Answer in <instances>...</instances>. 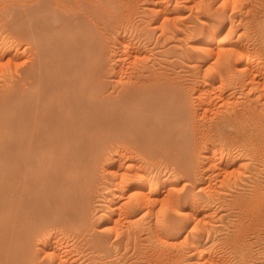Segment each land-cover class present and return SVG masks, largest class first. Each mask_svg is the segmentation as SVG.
<instances>
[{"label":"rangeland","instance_id":"obj_1","mask_svg":"<svg viewBox=\"0 0 264 264\" xmlns=\"http://www.w3.org/2000/svg\"><path fill=\"white\" fill-rule=\"evenodd\" d=\"M12 1H14V0H0V48L2 47L1 49L4 50V53L0 50L3 53L2 54V57L0 56L1 57L0 58V89H1L0 90V96H3L5 94V92L8 91L9 86H11L12 84H14V85L11 88H13V87L16 88V94H18L19 93L18 92V89H20L22 83H25L26 80L31 82V79H26V80H23L22 79L23 78V73L22 72H23L24 67L29 64L28 62L34 56V53L37 52V50H38L39 53H42L41 51H43V53L45 51H46L45 53H49V55L46 54L44 57H45V59H47V60L50 59L51 61L53 59L55 60V58H58V56H60V57L61 56H64L65 59L63 58L64 60L62 59L61 62L62 63L64 62L63 64H65L68 61H70L69 58H70V55L71 54H73V56L77 54L76 51H75V53L74 52L73 53L69 52L70 50L68 51V47H67V49H65L66 51H64V48H63L64 47V44L63 43H65V41H66L65 38L69 35V32H73V34H76V36L74 35V38L76 39V44L78 42V39H80L82 37L85 38V36H87L89 33L95 32L94 33V36H95L94 44H95V47H96V45H97V47H96V49H93V50L91 48H89L88 50H90V51H88V52H89V56H91V63L94 62V64H92V67L94 66L93 69H95L97 67L96 68L97 72L95 73V71H96L95 70L92 73V76L95 78V80H93L92 79V76H91V79H90V81L88 83L89 85L87 86V87H89V89H87V90H90V91H88V94L86 96L87 99L85 101V105L89 103L88 106L87 105L86 106L88 108H90V110H91V108L94 107V111L91 110V113L88 112V114H85V115H86V119H87L86 121L88 123L89 122H93L95 119H97V120L94 121L95 123L97 122V125L94 123L97 127H98V124L102 121L103 124L101 123L100 126L101 125L103 126L105 124L104 125V128L105 127H108V129L105 128V130L107 129L106 131L109 132V133L107 134V132L104 129H102L103 127L100 128V126L98 128H96V131L94 130V138H95L94 143L97 141L98 144H99L98 146L100 148L96 145L97 142L95 144H93V148L92 149L93 150H97L98 149L95 152V154H94V152L92 150V153L94 154V157L96 158V161H95L96 167H94L95 165H93L94 168L92 167L89 172L86 171L87 176L89 174H91V173L94 176L90 175L92 177H85V175H86V173H85V175H84L85 178H82L83 176L82 177H79V179L77 178L78 180H82V181H79L77 184H76V181H78L77 179H75L73 181L74 182L73 183L74 185L72 184L73 185V188L75 187L74 189H76L77 191L74 190L73 188H72L73 189L72 191L75 192V193L77 192L76 194H79V195H76L75 193L71 192V195L70 194H64L63 196H65V197L63 198V196L61 195L62 193H60V195L58 193H54L53 194V192H55L56 190L58 192V189L60 191V188L62 187L61 186L62 185L61 184V180L62 179L61 180L59 179V181L57 179V184L59 183V185L56 184V186H54V188L55 187H57V188L54 189V188H52V186L50 185L49 182L46 183V181H48V180L51 181L50 180L51 176H50L49 173H48V176L47 177L44 176L46 179L45 178L43 179L42 178L43 175L41 174V176H40L42 178L41 179L42 180L41 183H36L35 182V179L36 178L31 179V181L29 182L28 179L32 178L33 175H36V173L34 171H32V170H27L25 172L26 175L23 173L22 175H24V176H19V179H18V177L16 178V176L15 177L12 176L10 178V180L12 178L13 179L10 182L13 183V184H11V185L9 184L10 183L9 182V179L5 175L6 179H8V180H5V183L8 184V185H7V187L5 186L6 187L5 188L4 185L2 184L3 185L2 186L3 188L2 187L0 188L2 190V192L0 191V194L1 193L5 194L7 192L6 194L9 193V194H12V195L13 194H16V193L17 194H27L28 195V193L30 194V192L32 191L31 194H33V195L31 196V202H30L31 204L30 205L33 206V207H35V208L38 206V210L40 209V211H41L40 214H42L41 216L47 217V218L44 217V219L45 220H48V221H46L48 223V226H49V223H51V227H53V228H51V227L48 228V226H47L46 229H48V230L52 229V231H54L55 234H56V232L57 233L60 232V233L57 234L58 239H59L58 240L59 241V244L62 247L64 246V248L68 247L66 249H64V248L63 249L66 250V251L68 250L67 252H68V255L69 256H73L72 257L73 260H70V261H73V264H75V263L78 264L79 262H80L79 264H154L155 262H156L155 264H158V262H159V264H164V263L167 264L166 262H169V264L172 262V264H174L175 261L178 262V263L175 262L176 264H200V263L202 264L203 262L205 263L207 261L206 258H203V256L205 254H206L205 257H207V258H208V256H211L212 254H213V256L215 254L216 255L224 254V256H226L225 259H228L229 258V260H227V262H231V261L234 262V263L231 262V264H235V263L236 264H264V227H263L264 226V210H263L264 209V207H263V205H264L263 202L264 201H262V200H264V198H263V196H264V193H263L264 192L263 191L264 190V134H263L264 133V86H263L264 85V82H263L264 81V17H263L264 16V13H263L264 12V0H227V1L226 0H208V1L207 0H109L108 3H111L110 4L111 6H109V4H107V2L104 3L105 1H101V3L103 2L101 4L100 1L97 0L98 2L96 1L97 2L96 4L100 3V5H101L98 8L99 11L97 10V5L95 6L96 7V11L100 13V14L99 13L97 14L98 16L102 14V12L104 10L103 11H101V10L104 7L106 9L107 5L109 6V7H107V9L110 10L109 13L112 12L111 13L112 15H110V16L107 15L108 17L106 16L108 18L107 19L108 21H105V19H106L105 13L107 14V11L108 10H106V12L105 11L103 12L104 13V15H103L104 16L103 17L104 19L101 18L102 15L99 16V20H98V16L97 15L96 16L94 15V18H92V13H91L92 10H90V5L92 6L95 3H92V4H90V3L92 1L94 2V0H88V1L87 0H81V2H80V0H79V2L77 0L76 1L74 0V2H72V0H70V1L69 0H67V1L66 0H63V1L62 0H58V1H60V7H59V9H62V8H63L62 10H64V9L66 10L67 9V12H68V8L70 7L71 10H69V11L71 12V11L77 10L75 8V7H77L78 10L80 9L79 12L77 13L78 14V18L80 19L81 16H82V18L77 22L76 21L77 19L76 18H73V16L70 15L71 13L68 12V14L70 16L67 14V17H66L67 19H66L65 23L67 21H68V23L71 22L70 23L71 26L68 27L67 29H64L63 30L64 34L65 35L67 34V36H64L63 35V37H65V38L64 39H61V40H59V39L62 38V36L60 38H59V36H60V34H63V33H60L62 30L55 29V32L56 33L58 32L60 34H56L57 36L58 35L59 36L58 37L57 36L54 37L55 36V32H53L54 31V28L51 29V30H53L52 31L53 33L50 30L49 32H46L44 34L38 32V31H36V33H31V34L29 33L30 34L29 36H28L27 33L24 34L25 37H26V40L28 39V37L32 41H34V39L36 37L39 38L40 40H38V41H36L37 39H35V41L37 42V44L34 43V42H31L29 39L28 40L30 42H25L26 40H25L24 35H20V37H19L18 36L19 34L17 32L14 33L15 30L17 31V29L21 25H23V24L26 25V21H27L26 16L23 17L22 14L19 15L20 17L17 16V13L19 14V11H20V10L18 11L17 9H20L21 6H22L21 10L27 8L26 6H23V5H25L27 3L30 4L34 0H18L19 2L17 0H15L16 2H18V3L15 4V5L18 4L17 9H16V7H14V5H12V4L15 3V2H12ZM83 1H85V2H83ZM86 1H87V3L88 2L89 3L86 4ZM106 1H108V0H106ZM62 2L64 4H62ZM67 2H68V4H66ZM76 3H80V4H76ZM103 4L105 6H103ZM161 4H162V6H161ZM74 5H76V6H74ZM82 5H83V8H82ZM19 6H20V8H19ZM100 7L102 9H100ZM111 8H112V10H111ZM88 9L90 10V12H89ZM113 9H114V11H113ZM113 12H115V13H113ZM221 12H222V14H221ZM116 14H117V16H116ZM163 14H165V15H163ZM39 16H41V15L39 14ZM114 16H116V17L114 18ZM125 16H128V17L126 18ZM16 17L18 18L17 19V22H16ZM86 17H87V19H86ZM112 18H114V19H112ZM46 19H47V17H46ZM88 19H91L92 21L90 20L91 21L90 22V21H88ZM48 20L51 22L52 25L53 24L55 25V24L58 23L56 20H54V18H53V20H50V18H48L47 21ZM73 20H74L75 24H74ZM85 20L88 21V22H84ZM80 23H81V25H80ZM87 23L88 24L90 23V24L87 26ZM94 23L95 24L97 23L98 25L97 24L94 25ZM77 24H79L80 27L77 26ZM83 24H85V25L82 26ZM109 24L110 25L112 24V25L110 26ZM71 27L72 28L75 27L73 29L74 31H72V29H70ZM78 27H79V29H78ZM89 27L90 28L93 27V28L90 29ZM211 28L212 29L217 28V29L214 30L215 33L213 31L216 40L215 39L213 40L214 37H210L211 36V33H212V29ZM80 29H81V32H80ZM83 29H85V30H83ZM93 29H94V31H91ZM65 30H66V33H65ZM216 30H217V32H216ZM84 31H85V33H84ZM79 32H80V34H83V35H79ZM49 34H50V36L53 37L54 40H52L51 37H49V38H51L50 40H47L48 38L45 39L43 37L45 35H48L49 36ZM73 34H72V37H71L72 39H74L73 38ZM31 35H33L32 38H31ZM21 36L24 38V40L20 39V38H22ZM70 36L71 35L68 36V38H67L68 40H71ZM97 37H98V39L100 41H98L96 39ZM55 38H57L56 41L59 40L58 43L55 41ZM87 38H88V36H87ZM209 38H212L213 41L210 40ZM43 40L45 41L44 43H45L46 46H44ZM63 40H64V42H63ZM11 41H12V43H11ZM20 41H22V43ZM40 41L42 42V47L44 46V48L42 50H40V48H39V46H41V45H39V44H41ZM49 41H52L53 43L55 41L56 43H54V44L56 46L53 47L52 46V42H49ZM46 42L49 45L50 44L51 45L49 46L48 44H46ZM98 44L100 46H98ZM203 44L206 45V46L202 47ZM216 44H218L217 45V49L219 48V45L220 44H221L220 46L226 48V50H224L223 48H222L223 50H221L220 49L221 47L218 49L219 52L222 51V55L219 53L221 55L220 57H222L223 55L227 56L231 51H233L232 50L233 48L231 49V47H235L236 45H238V47H235L234 49L239 48V47L242 48V49L244 48V50H241V52L244 51L247 54L242 52L243 55L242 54H238L239 56L232 57L233 58L232 61L234 63V65H233V63L231 61V58L229 60H227V61L226 60H222L223 58L225 59V56L222 57V59H220L219 55H217L218 52H215L216 51L215 50L216 49ZM35 45H36L37 48L34 47ZM72 45L73 44H70L71 47H72ZM208 45H210L208 47L210 50L208 48L206 49V47ZM57 46H58V48L60 47V50L57 48ZM211 46H213L212 48L215 47L212 50L214 54L211 51ZM228 47H230V48H228ZM48 48H51V49L48 50ZM204 48H205L206 51L203 50ZM227 48H228V50L231 49V51L229 50L230 52H228ZM13 49H14V51H13ZM44 49H45V51H44ZM15 50H16V54H15ZM207 50H209V51H207ZM247 50L250 51V52H248ZM12 51L14 53H12ZM20 51H21V53H20ZM24 51L26 52L25 55H24ZM49 51L51 52L52 55L50 54ZM59 51L62 54L61 53H57ZM67 51L69 53H67ZM224 51H226L225 54H223ZM96 52L98 54H96ZM90 53H92V54H90ZM248 53H250V54L248 55ZM28 54L30 56H28ZM31 54H33V55H31ZM17 55H18V57H17ZM67 55L69 57H67ZM93 55H95V56H93ZM97 55H98L97 58L98 59L100 58L99 60H97V58H96ZM241 55L242 56H244V55L245 56L246 55L247 56H251V57H249L250 59L252 58L251 61H250L251 64H252V61H254V63L252 64L253 67L250 65V63H249L250 67H248L250 73H252L251 74L252 75V78H250V80L248 82H244V83H243V80L242 79H246V80H248V79L246 77H242V76L239 78L238 77V74H236L237 72H235V68L232 67V66H235V62L237 60L238 61L240 60L239 58H242ZM14 56H16L17 58L15 59ZM27 56L29 58V61H28ZM77 56H79V54H77L76 57ZM254 57L255 58L258 57V58L255 59ZM66 59H68V60L65 61ZM234 59H235V62H234ZM12 60L14 61V63H13ZM95 60H97L96 61L97 62L96 65L97 66L95 65ZM226 62H227V64H226ZM4 63H5V65H4ZM222 63H223V65H222ZM229 64H230V67H228ZM255 64H257L258 67ZM16 65H18V66H16ZM222 66H224V68ZM225 67H226V72L224 71ZM227 67L230 68V69H228ZM251 67H252V69H250ZM254 67H255V69H254ZM232 68H234V69H232ZM227 69L229 71H231L230 72L231 75L234 74L232 77H228V76H231V75L229 74V71ZM248 69H247V71H248ZM257 69H258V72L259 73L257 72ZM254 70H256V71H254ZM9 71H10V73H9ZM253 71H254V73H253ZM261 71H262V73H260ZM94 73H95V76L96 77L93 75ZM217 73L218 74H221V75H218ZM254 74H256V75H254ZM226 75H227L228 79H227ZM251 75L249 77H251ZM152 77L154 78V80H153ZM253 77L255 79H253ZM148 78H150V79H148ZM151 78H152V80H151ZM162 78H164V79H162ZM218 78L220 79V81H223L224 83L223 82L220 83V81H217ZM233 78H235V79H233ZM238 78L241 79V80H238ZM261 78H263V81L261 80ZM229 79H231V80H229ZM146 80H148V81H146ZM161 80H163V81H161ZM246 80H244V81H246ZM254 80H255V82H254ZM155 81H157V83ZM164 81L167 82L166 85L165 84L163 85ZM229 81L232 82V83L230 84ZM251 81H253V83ZM260 81H262V82L260 83ZM151 82H152L153 85L149 86L151 84ZM169 82H171V83H169ZM209 82L211 83V85H209L210 84ZM236 82L237 83H240V84H237ZM5 83L7 85H5ZM93 83L96 84L98 87H95L96 85H93ZM141 83H143V84H141ZM155 83L158 84L159 86L162 84L161 85V88H163V87L164 88L165 87H172V86L173 87L174 86H176V87L178 86V88L179 87L180 88L182 87L181 89L180 88L179 89L180 90H183L184 89L183 92L181 91V93H182L183 96L181 95L179 97L180 99L178 100V102L181 99L182 100L179 103L176 102L177 104L175 103V101H171L170 107H172V104H175L176 108L178 107V108L182 109L181 111H185L186 110V112L190 113L189 114L190 116L189 115L188 116L189 117L193 116L192 118H194L195 115L197 114L196 117L194 118L195 121H194V119L192 120V122L193 121L195 122V124H194V122L192 123V124H194V125H192V128L196 126L197 128L195 127V129H199V130H195V129L192 130V128L190 127V129L192 131V134H190V139H191L192 142L189 145V146L192 147V149L189 148V150L191 149L192 152H193V150L196 151V153L194 151V153H195L194 155H196V157L193 156V155H192L193 157H191V158H194L196 160L192 159L194 161L192 163V160L190 158L191 161L189 160V164L190 163H192V164H190L191 166L189 167V169H186L188 167H186V168H182L180 166L178 167L177 165H179V163L178 162L176 163L177 160L175 159V157H173V159L171 157L172 155H174L175 151H176V156L178 154V152H177L178 151V147L177 146H179V143H178V140H177L178 137L174 141V137H175L174 134H172L170 136L169 134H167V132L164 133V134L163 133H159V135H161L163 138H161V136H159V135H158L159 137L157 136L158 132H157V134L155 133L156 135L154 133L152 135L151 130L150 129H147V127L149 128V126H148V122L146 123V121L148 120L145 117V114L146 113L145 114H141V112L144 113V111H145L143 109H145V102H146V100L148 99V97H150L152 95L151 94L152 88L154 86H157ZM213 83H214V85H216V87H214L215 89L212 87ZM242 83H243L244 86L242 85ZM246 83H247V85H246ZM254 83H256V84H254ZM16 84H18V85L20 84V85L18 86ZM175 84H177V85H175ZM252 84H254V85H252ZM25 85L28 87L29 86V82L28 83L26 82ZM90 85H91V87H90ZM206 85H207V87H205ZM222 85H224L225 87L222 86ZM227 85H229V86H227ZM240 85H241V87H240ZM141 86L143 87V89L141 88ZM144 86L146 87V89H145ZM232 86L233 87L236 86L235 87L236 89L234 90V88H232ZM138 87H140V89H137ZM229 87H230V89H229ZM96 88H98V89H96ZM262 88H263V90H262ZM130 89L135 90V93L136 92L137 93L136 94L132 93L133 90L130 91ZM202 89H204L206 91V92L205 91L203 92L204 95H205L204 97L206 99L203 97V94H202V91L203 90ZM219 89H220V92H219ZM137 90H139L140 92L137 91ZM185 90L187 92H185ZM197 90H198V92H196ZM207 90L210 92L211 95L209 94V92ZM1 91L3 92L2 95H1V93H2ZM93 91H95L96 93L95 92L93 93ZM200 92H201L202 95H200ZM228 92H231V94H228ZM131 93H132V95H131ZM183 93H185V94H183ZM196 93L198 95H200V96H198ZM225 93L228 94V95H226ZM127 94L128 95L130 94V95L128 96ZM140 94H142V96ZM186 94L188 95L187 97H190V96L191 97L190 98H187L186 97ZM95 95H96V97H95ZM169 96H171L173 98L172 95H169ZM206 96H208V98ZM211 96H212V99H211ZM225 96H227V97L225 98ZM125 98H127V99H125ZM90 99H93V100H90ZM97 99H98V101H97ZM134 99H136L137 101L140 100V101H138L139 103L137 102V104H136V102H135ZM185 99H187V101ZM188 99H189V102H188ZM201 99H202V101L203 100L204 101L202 102ZM207 99H210L212 101H209L208 100L207 102H205ZM123 100H124V102H123ZM132 100H134L135 105H131V104H133V101ZM183 100L186 101L188 104L186 102H184ZM92 101H95V102L97 101V102L95 103V102H92ZM99 102H100V104H98ZM196 102H197V104H196ZM118 103L120 105H122V106H120ZM189 103H191L192 105H190ZM198 104H200V105H198ZM90 105L93 106V107H90ZM102 105L103 106L105 105V106L103 107ZM110 105L113 106L112 107L113 109L110 107ZM123 105L125 106V108H124ZM207 105H208V107H210L209 109H208ZM101 106H102L103 110H102ZM135 106H137V107H135ZM186 107L187 108H190V109L188 110ZM109 108H111V109H109ZM178 108H177V110H179ZM108 109H109L110 115L108 113ZM130 109H132V110L129 112ZM133 109H134V111L136 110V113H133L134 112ZM238 109L239 110L242 109V111L243 110L245 111V109H247V110L245 112L244 111L242 112L240 110V112H239ZM100 110H102L103 113L100 112ZM116 110H117V112H116ZM122 110L123 111L125 110V112H123ZM219 110H220V112H219ZM248 110L252 114H250ZM98 111H99V113H98ZM139 111H141V112H139ZM233 111H235L234 113H238L239 112L238 114L248 113V117L249 118L248 117L246 118L245 117L246 114H245V115H243L244 117L242 116V118H240V119H242V120H239L240 122L238 121L236 123H233L232 126H230V125L225 126L224 127L225 129L223 131L224 132L223 135L224 136H230L231 137V136L237 135V133H239V132H240L239 134H241V135L242 134L243 135H245V134L247 135L249 133V134L255 135L254 137H258V141L253 142L254 144L250 143V146L252 145L251 148H249L250 147L249 144H247L246 146H242V145L240 146V144H239V147H238V143H236V142H234L235 144L234 143H231L232 145L230 143L223 144L224 146L223 145L221 146V145L217 144L219 146V148L221 147L220 149L223 152H221V150L218 148V146H216V144H213V146L217 147L220 150V153H222V155L224 154L226 156V158L227 157L228 158L226 159L225 156L223 155L222 159L219 162L221 163V161H223L225 163L222 162L223 163V165H222V164H220L218 162L220 165L223 166V168H221L222 166L220 167V165L218 163H216V165L218 164L217 168L214 167V168H211L209 170H206V168H207V161L210 159V156H212L211 150L213 149V146H211L212 147L211 148L210 147V144H209L211 142L209 140V135L212 133V131H210V130L213 129V126H212L211 123L212 122L213 123H216L221 118L220 115H222V117L224 116V114L227 115L229 113L232 114V115H234L233 114ZM236 111H238V112H236ZM118 112H119V114H118ZM213 112H215V113H213ZM95 113L97 115L99 114L98 117H97V115ZM120 113H121V115H120ZM92 114L93 115L95 114V116L93 117ZM102 114H103V116H102ZM125 114H127V115H125ZM131 114H133V115L135 114L134 115V118H133V115H131ZM249 114L252 116V120H253V121H250V123H248V121L251 118V116ZM111 115H113V117ZM115 115H117L118 117L115 116ZM137 115H140V116H138L139 118L136 117ZM100 116H101L102 120H101V118H99ZM106 116L109 117V118H107ZM142 116H144V117H142ZM197 116H199V117L201 116V117L199 118ZM111 117L113 118L112 120L110 119ZM125 117H126V119H125ZM129 117H130V119H129ZM140 117H142L143 120H140ZM103 118H104V120H103ZM192 118H190V119H192ZM244 118H245V120H246V122L248 124L245 122ZM91 119H92V121H91ZM201 119L204 120V122L207 124L208 127H206V124H203L204 122ZM135 120H137V121H135ZM165 120H164V122L166 123V122H168L170 120V118L167 119L166 121ZM178 120L179 121H175L172 118L170 120V121H172V123L169 124V125L172 126L174 124L172 128H175L177 126H181L182 127V126L185 125V122H184V120L182 118H179ZM200 120H201V122H200ZM205 120H207V121H205ZM111 121L114 123V125H113L114 127L112 126L113 123ZM127 122L130 124V126L127 125L128 124ZM133 122H136L135 124H136V126L138 125L139 128L137 127V129H136V127H134L135 124ZM137 122H138V124H137ZM139 122H141L142 124H140ZM208 122H209V124H211L210 126H209ZM199 123H202V124L200 125ZM245 123H246V125H243ZM143 124H145L144 127H143ZM124 125H126L128 129H126V127ZM203 125H205V126L203 127ZM248 125L250 126V130H249V126ZM255 125H257V126H255ZM131 126L134 127V128H132V132H131V130L129 131V129H131ZM259 126H260V128H259ZM116 127H118V128H116ZM141 127H142V129H141ZM109 128H111V129L114 128L113 130L115 132L114 131H111ZM205 128L206 129H209L208 130L209 133H208L207 130H205ZM240 128L242 129L241 131H240ZM256 128H257V130L259 128V132L260 131L261 132L260 133L258 131L256 132ZM123 129H126L127 132H124L125 130L122 132ZM138 129H141V131L138 130ZM200 129L201 130L204 129V130L200 131ZM235 129L238 130V131L236 132ZM251 129L252 130L254 129V130L252 132H248L247 133V131H251ZM261 129L263 130V132H262ZM103 130L106 133H104ZM117 130H118V133L119 134H122V133L127 134L128 133V135H126L128 137L130 136V134H132L131 136L134 139L132 137L129 138V139H127L128 137H125V135H123V134L121 135L123 137H121L119 134H117ZM226 130H227V132H226ZM98 131H99V133H98ZM195 131H198V132H195ZM254 131L256 133H254ZM95 132H96V134H97V136L99 138H96L95 137ZM101 132L104 133L106 136H108L110 138L108 139V137H106V136L104 137V134H101ZM139 132H141V135L142 136L140 135ZM200 132L203 134V136H205L208 133V135L205 136L208 139L205 138V137H203ZM203 132L205 133V135H204ZM234 132H236V133H234ZM194 133H195V136L197 137L196 139L194 138L195 141L193 139ZM261 133H262L263 137H262ZM100 134L102 135L101 136L102 139L100 138ZM111 134H113V135H111ZM198 134H199V136H198ZM258 134H259V136L260 135L261 136L259 137ZM114 135H116V138H115ZM136 135H138V136H136ZM166 135H168V138H166L167 141H170L172 145L170 143L168 144L165 141L166 140L165 139ZM117 136L119 137L120 141H122V142L120 143V141H116V142H119L116 145L115 140H119L117 138ZM145 136L147 138H145ZM155 136H157V137H155ZM200 136H202V137H200ZM112 137H114V139H112ZM124 137H125L126 140L124 139ZM150 137H151V139H150ZM106 138L109 141L106 140ZM160 138H161V140H160ZM260 139L261 140L263 139V141H261ZM111 140H113L112 142H114V144H115V149H114V144L111 143ZM129 140L131 141V143L129 142ZM133 140L136 141V142H134ZM153 140L155 141V143H157V141H158V144H161L162 143L161 146L162 145L163 146H166V144H167V147L166 148L163 147V146L161 147L160 145L155 144ZM159 140L161 142H159ZM105 141H108L107 142L108 144H106ZM127 141H128V143H127ZM137 141L140 142L139 145H138L139 142H137ZM144 141H146L145 144H144ZM193 141H194V143L199 142V143H197V146H199V144H200L199 147L201 149H199V147H196V148L193 149V147H194ZM205 141L207 143H205ZM99 142H101V144ZM185 142L187 144H189L190 143V140H188V138H187V140H185ZM200 142H202V145H201ZM125 143H127L128 145H126ZM132 143H133V148L130 147V146H132L131 145ZM142 143L144 144L145 147L143 146ZM177 143H178V145H177ZM121 144H125L127 146V148H129L130 151L134 150V152L132 151L133 153L130 152V154H131V156H129L130 158L129 157H125V158L123 157L124 159H122V156L121 155L119 156V154L122 152V151L119 152L121 150V148L123 146L126 148L125 145H121ZM174 144H175V146H174ZM233 144H234V146L236 145L238 148H234ZM102 145H105V146H102ZM108 145H110L109 148H108ZM119 145H121V148L119 147ZM153 145H154V147L152 149V146ZM168 145H170V146H168ZM207 145H209V147H210L211 150L209 149V147L208 148L206 147ZM254 145H255V147H253ZM111 146H112V148H111ZM149 146H150V148H149ZM245 147H246V149H245ZM130 148H132V149H130ZM135 148L136 149L138 148V149L135 151ZM160 148L161 149L163 148L162 149L163 151H161ZM175 148H176V150H174ZM157 149H158V151H157ZM247 149H249V150H247ZM116 150H117V152L115 153ZM141 150H143V151H141ZM150 150H152V151H150ZM166 150L169 153L165 152ZM228 150H229V152H228ZM251 150H253V151L250 152ZM138 151L141 154L143 153L142 154L143 157L141 156V154L138 153ZM160 151L163 152V153H161ZM172 151H174V152H172ZM225 151H226V153H224ZM230 151H231V155H230ZM106 152L108 154H105L104 155L105 158H103L102 155L104 153H106ZM202 152H204V153H202ZM209 152H210V154H209ZM253 152H254V154H253ZM43 153L44 152L42 151L41 154H43ZM156 153H158V154H156ZM132 154H134L135 156L134 155L132 156ZM144 154H146V157L147 158L145 157ZM167 154H171V155L168 156ZM156 155H157V157L159 159L156 157ZM162 155H165V156L163 157ZM219 155H221V154H218L217 156H219ZM100 156H102V157H100ZM112 156H114V157H112ZM115 156H117V157H115ZM138 156H139V159H138ZM152 156H153V158H155V157L156 158L155 159H153V158L150 159V157H152ZM200 156L203 157L202 159L204 161L201 159ZM131 158L134 159L133 160L134 162L132 161ZM135 158H136V160H135ZM140 158H142V159L140 160ZM166 158L168 160H170V161L167 160L169 163L167 161L164 162L166 160ZM171 159H172V161L174 163L171 161ZM99 160H102V161H99ZM120 160L122 161V164L120 163L121 162ZM145 160H146V163H145L146 165L144 164ZM155 160H157L158 163H156ZM174 160H176V161H174ZM228 160H229V162H228ZM135 161H136L137 165L134 164ZM195 161H197L196 164H195ZM100 162H102V163L99 164ZM118 162L120 163V165L123 168L119 165ZM139 162H140V164L142 162L143 164H141V165L142 166L145 165V168L146 169L148 168L149 170L148 169L147 170L150 171V173L152 175H154V173H156L157 174V175L155 174V177L157 176L156 179L158 177H161L163 175L165 178L164 177H161V178L157 179L158 182H159V184L162 185L161 184V181H159L161 179L162 182H167V186H170V189H171V190H169V187H166L165 186L163 190H162V188H161V190L159 189V191L157 193L158 195L157 194L156 195L155 194L153 195V198H155V199L157 198L156 199L157 202L154 203L155 206L153 205V207H149L150 210L152 209V212L153 213L151 211L149 213L148 212L149 211L148 208H147V210L146 209L144 210V207H142V208L141 207L140 208L138 207L134 211L131 210V205H130V207H128L130 202L127 203V201L130 200L132 197L131 198H128V196L130 197V195L127 196V194L125 195V193L126 192H130L131 190L135 189L133 187V183L135 182V179H134L133 176L136 175L135 173L137 171H138V173H140V171H139L138 168H140L142 166L138 165ZM198 162H200L202 164L204 163L203 167H202V164H199ZM226 163L228 164V166H226L227 168L225 167V165H227ZM242 163L244 164L245 167L242 166L243 165ZM125 164L126 165H130L131 164V167L132 166L133 167L130 168V166H129L130 169L129 168H125V167H128ZM153 164H155V165H153ZM115 165H117L121 169H126V170L129 169V171H127V172L130 175L127 174L126 176L123 177V175H121V173H120V172H122V170L120 169V172H119V170L117 169L118 167L115 166ZM167 165H168V167H167ZM192 165H194V166H192ZM157 166H159V167H157ZM236 166H237L238 169L240 168L239 169L240 171L237 168H235ZM115 167H116L117 170L115 169ZM173 167H175L176 169L173 168ZM218 167H219V170L221 169L220 172L218 171ZM169 168H170V170H169ZM181 168H182V170L185 171L186 174L184 173V171L181 170ZM191 168L193 170V173L190 172L191 171ZM114 169H115V171H114ZM163 169H165V170H163ZM198 169H200V170H198ZM223 169H225V170H223ZM161 170L164 171V172H162ZM166 170H168V171H166ZM195 170H197V171L195 172ZM222 170L225 172V174H224V172ZM110 171H111V173L112 172L113 173L114 172H117L118 175L117 176H114L115 174H112L111 175ZM124 171L125 170H123V172ZM134 171H135V173H132ZM158 171L160 172V174H159ZM170 171H171L172 174L173 173L174 174L173 175L172 174H169ZM201 171L202 172H205V173H202ZM188 172H189V174H188ZM197 172H198V174H197ZM213 172L215 173V175L212 174ZM217 172L220 173V174H218ZM59 173L60 172H58L57 174H59ZM175 173H180V174H175ZM200 173H202V174L200 175ZM206 173H208V175H211L212 174L210 176V177L213 176L212 178H210L211 180L209 179V177L207 178L208 175L206 176L205 175ZM233 173H234V175H233ZM14 174H16V173H14ZM14 174H11V175H14ZM195 174L198 175V176L200 175L201 177L200 176L198 177ZM31 175H32V177H30ZM51 175H52V173H51ZM191 175H194V176H191ZM10 176H8V177H10ZM25 176H26L27 183L29 182L28 184L26 183V180L24 181L23 178H22V177L25 178ZM127 176H129L128 177L129 179L126 178ZM170 176H171V178H170ZM122 177H123V179L124 178L126 179V182H125V179H124L122 181V183H121L120 180H122ZM172 177H174V179ZM191 177H194V178H191ZM87 178H88V180H86ZM91 178H92L93 181L91 180ZM118 178H119V180H118ZM195 178H197V179H195ZM17 179H18V181L21 179L20 182H18V183H20L19 186L17 185L18 183L16 182ZM84 179L86 180V182L89 181V182H87L88 184L85 182ZM212 180H213V182L211 183ZM130 181H132V182H130ZM205 181L206 182L208 181L207 183H209L211 186L210 185L206 186L207 183H205ZM14 182L17 183V184H15ZM33 182H35L36 185H34L35 183H33ZM44 182H45V184H44ZM82 182H84V183H82ZM114 182H117V183H115V184H117V185H115L116 188H117L118 184L120 186H121V184H123L124 186L126 185V186L125 187L122 186L123 188L120 187V186H118L119 188L115 189V187L112 186V184H114ZM85 183L87 185H85ZM30 184H31V187H30ZM40 184H41V187H40ZM48 184L53 189V191H50V190L47 189L48 188ZM256 184H258L257 185L258 187L256 186ZM15 185H16V187L18 186L19 189L18 188L15 189V187L12 188V186H15ZM45 185H46V188H45ZM82 185L85 186V187H87L88 191ZM200 185H202V186H200ZM8 186L11 187L12 189L9 188ZM27 186H28V188L26 189L25 187H27ZM58 186H60V188H58ZM78 186H79V188L81 187V189L78 190ZM109 186H112V187H109ZM33 187H34V189H33ZM37 187H40V189L37 188ZM204 187H207V190H206V188L204 189ZM35 188H37L36 189L37 192L35 191ZM107 188H109V190ZM208 188L209 189L212 188L211 191H208L209 190ZM254 188L255 189L257 188V190L255 191ZM13 189H15V190H13ZM28 189H30V191ZM43 189H44V191H43ZM165 189H167V190L164 191ZM5 190H6V192H5ZM12 190L14 191L13 193H12ZM205 190L208 191V192H211L210 195H209L208 192L207 193L204 192ZM251 190H252V192H251ZM15 191H16V193H15ZM20 191H21V193H20ZM27 191H29V192L27 193ZM113 191H114V193H111ZM115 191H117V193ZM133 191H135V190H133ZM259 191H262L263 194L261 192H259ZM47 192L49 193V196L50 197L52 196L50 199L48 198V195H47L48 193ZM189 192H191V195H190ZM35 193H37L36 194V197L34 195ZM42 193H43V196H42ZM51 193L53 195H51ZM72 193H73V195H72ZM118 193L119 194H122V195H118ZM166 193H168V196L169 197L166 196L164 198V196L167 195ZM193 193L195 195H193ZM256 193H258V194L260 193L259 195L261 197L258 195L259 196V198H258ZM55 194H58V195H55ZM111 194H112V196H111ZM238 194H240V196ZM252 194H253V196H252ZM85 195H87V196H85ZM33 196L38 201H35L34 202L35 198ZM56 196H58V197L60 196L63 199V201L60 200V197L59 198L58 197L56 198ZM77 196H79L78 197L79 200L78 199H75ZM110 196L111 197L114 196V197L112 199H110ZM192 196H194V197H192ZM204 196L206 198H204ZM27 197H29V196H27ZM188 197H189L190 200L188 199ZM247 197H249V198H247ZM251 197L252 198L255 197V199H252ZM84 198H85V200H84ZM261 198H262V200H261ZM40 199L47 200L46 201V204H47V207L48 208L46 207V205H44L45 204V201L43 202V200H40ZM80 199H81V201H80ZM89 199H90V201H89ZM124 199H125V201H124ZM162 199L164 201H162ZM193 199H197V200H193ZM206 199L207 200L209 199L208 200L209 202ZM249 199H251V201ZM258 199H260V200H258ZM72 200H75V201H73L74 203L71 204L70 202ZM83 200L84 201H87L88 200L89 203H87L88 201L85 202V205H86L85 206ZM247 200H249L250 202L247 201ZM254 200H256V201H254ZM40 201H41V203H38ZM107 201L109 202V203H107V205L108 204L109 205L112 204L111 207L114 206V205H117V204H119L118 207H120V205H121V207H120L121 208L120 209L121 211L119 210L120 211L119 212V215L117 214L118 213L117 211L119 209V208H117V206H114L115 207V210H117V211L114 212V214L110 215L108 213L107 210H109V207L110 206L109 205L108 206L106 205V202ZM113 201H115L116 204H114ZM201 201H202L203 205L204 204H206V205L202 207ZM237 201H239V204L237 203ZM59 202H60V204H59ZM61 202H62V204H61ZM67 202L70 204L69 205L70 208H73V209H71V211L68 210V207L69 206L67 205ZM163 202H166V203L163 204ZM228 202H229V204H228ZM240 202H241V204H240ZM242 202L245 203V204L243 205ZM261 202L263 203L262 205H261ZM57 203L60 206L57 205ZM63 203H64V205H63ZM77 203H79V204H77ZM125 203H127V206H126ZM247 203H248V205H247ZM48 204H50V205L48 206ZM156 204L157 205H160V206H157ZM236 204H238V205H236ZM250 204L252 205V207H251ZM71 205H72V207H71ZM122 205L125 208L128 207L131 210L130 213H127L126 214V211H125V209H124V207ZM197 205H198V207H196ZM245 205H247L248 207L246 206L247 207L246 208ZM41 206H42V208H41ZM57 206H58V209L59 210L57 209ZM64 206L65 207L67 206V208H65ZM75 206H76V208H75ZM77 206H79V207H77ZM83 206H85L86 209L89 206L91 208V209L88 208L89 213H85V214H87L86 216L84 215L85 217H87L89 215L88 216L89 219H86V221H85L84 216H82L84 213L81 210H84L86 212L85 207L83 209ZM104 206L107 207L108 209L106 210V208ZM207 206L210 207L211 210ZM240 206L242 208H240ZM253 206L256 207V208H254ZM261 206L263 208H259ZM44 207H46L47 209H50L51 211L53 210L52 211L53 213H50L49 212L50 210L48 211ZM111 207H110V209H112V208L114 209V207H112V208ZM154 207H155V209H154ZM192 207H193V209H192ZM199 207H202L201 208L202 210L201 209L199 210ZM62 208L67 209L66 211H64L65 212L64 214H63V212H61V211L64 210ZM104 208H105V210L107 212L106 211H103L104 212L103 213L102 210H104ZM122 208H123V210L125 212L123 214L124 215L126 214L124 218H121V216L123 215L122 214V212H123ZM156 208H158V209L156 210ZM41 209H44V211L45 210L46 211L44 212ZM54 209H55V211H54ZM162 209H164V210H162ZM256 209H257V211H256ZM57 210H58V212L61 213V216L58 214ZM77 210H80L83 214H81V212L80 211H77ZM190 210H191V212H190ZM205 210L209 213V215H207L208 213L205 212ZM238 210L241 211V213H243V214H241L240 212H238ZM194 211H195V213H194ZM78 212H80V215L78 214ZM201 212H202V214L204 213L203 215H205V214L206 215L203 216V217H201V215H202ZM43 213H44V215H43ZM76 213L79 215V217H82V219L83 218L84 219L83 220L81 219L82 220L81 221L80 218L78 217L79 220H80V222H79V220H77L78 218L76 217L77 216ZM190 213L192 215L193 214H195V215L192 216ZM253 213H254V215H253ZM50 214H52V215H50ZM54 214L57 215V217H55ZM62 214H63V217H62ZM187 214H189V215L187 216ZM244 214H246V215H244ZM256 214H257V216H256ZM100 216H102V217H100ZM113 216L115 218H117V217L118 218L120 217V218L118 220L117 219L115 220ZM190 216L193 217V218H191ZM58 217H60L59 220H58ZM65 217H67V219ZM198 217H200L199 220L201 221V223H200V221L198 222V219H197ZM237 217H240V218H237ZM255 217H257V218H255ZM54 218H56V219H54ZM71 218H72V220H71ZM190 218L193 219V220H189ZM202 218L205 221L202 222V220H203ZM236 218L238 219V221H237ZM52 219H53V222L54 223L52 222ZM120 219H122V220H120ZM254 219H255V221H254ZM57 221L59 222V224H61V226L55 225V222H56V224H58ZM88 221H89V224L87 223ZM66 222H67V225H66ZM76 222H78V224ZM115 222L116 223L118 222L117 226L115 225L116 224ZM160 222H163V225L165 226V228H167V230L164 228L165 230L163 229L164 230L163 231L162 230V227H159L162 224ZM238 222H240V223H238ZM245 222L247 224H245ZM139 223H140V225H139ZM164 223H166V224H164ZM193 223L194 224L196 223L195 226H193ZM80 224H82V226ZM157 224L159 225L158 227H157ZM237 224L240 227L241 226H244V225L245 226L244 227H241V228H237V227H239ZM62 225H64L63 228H65V229H66L65 226H67V229L66 230L63 229L62 228ZM72 225H74V226H72ZM86 225H88V226H86ZM196 225L198 227L197 232H196V230H194V228L197 229L196 228ZM203 225L205 226L204 228H203ZM110 226H112V227H110ZM168 226H170L171 228L168 227ZM54 227H56V228H54ZM59 227H60V229H59ZM138 227H140L141 229H139ZM144 227H147V228L144 229ZM250 227L251 228L253 227V228L251 229ZM114 228L117 229V232H116V230ZM118 228H119V230H118ZM159 228H161V229H159ZM173 228H174V230H173ZM189 228H190V230H188ZM191 228H193V229H191ZM113 229H114L115 233H114ZM171 229L174 232L177 231L178 234L177 233L175 234L174 232L169 233V232H171ZM238 229H239V231H238ZM61 230H62V232H61ZM131 230H132L133 234H132ZM156 230H157V233H158L157 237L155 235L156 233L154 234V232H156ZM235 230L237 231V233L235 232ZM126 231H128V232H126ZM135 231H136V233H135ZM159 231H161V232L159 233ZM189 232H190V234H189ZM129 233H130V235H128ZM162 233H163V235H162ZM192 233H194V236L195 237H191L192 236L191 235ZM239 233H242V234L239 235ZM100 234H102V235H100ZM159 234L162 237H160ZM234 234H235V236H234ZM60 235L62 236V240L60 239L61 238ZM97 236H101V237H97ZM147 236H150L151 238H149V237L147 238ZM153 236H154V239L152 238ZM158 236H159V238H161L160 240H159ZM236 236L238 237V240L236 239L238 241V243H236L237 246H239V244L241 243L240 246H239L241 248L238 247V251L237 250L235 251V249H237V246H234L232 244V242H231V241H233L232 238H236ZM102 237L103 238L105 237L104 238L105 240ZM196 237H197V239H195ZM185 238H186V240H185ZM239 238L241 240L240 243H239ZM95 239H97V241ZM147 239H148V241L150 239L151 240L148 242ZM191 239L193 240L192 241L193 243L195 242L197 244L196 245L194 243L196 246L193 245V243H191V241H190ZM229 239H231V241ZM90 240H92V242ZM102 240H103V242H102ZM155 240H157V241H155ZM165 240H166V242H165ZM35 241H37V243L35 242V245H33L34 244L33 243L32 244V247L30 249V251H31L30 252V257H31V260L33 261V262L31 261V263H34V261L36 262V260H37V262H36L37 264H44V263L47 264V262H45V260H46V256L44 255L45 252H44V250H42V248H44V247H42V246L39 247L40 245H42V243H40L41 242V237H38ZM58 241H55V243H53V246L54 245L59 246ZM60 241L62 242V244H61ZM65 241H66V244H64ZM106 241H107V243H105V245H106L105 246L102 243H104ZM222 241H224L225 243L223 244ZM97 243L98 244L100 243L99 246L101 248L104 247V246H105V248L104 249L103 248L102 249L99 248V246H98ZM199 244H200V248L198 247ZM245 244H246V246H245ZM150 245H152V246H150ZM160 245L162 247H160ZM165 245L167 246V248H165L166 247ZM204 245H205V247L207 249H205ZM219 245H221L222 247L219 246ZM227 245L230 248V249L228 248L229 250L227 249V247H228ZM153 246H154L155 250H154ZM155 246H159V247H155ZM201 246H203L204 247L203 249L205 251H208V253L207 252L204 253L203 250L201 251V249H202ZM218 246H219V248H218ZM33 247H34V249H33ZM62 247H60V248H62ZM150 247H152V248H150ZM195 247L198 248V249H200V253L203 256H201V255H200L201 257L198 256L200 253H198L199 250L198 249L196 250ZM212 247H216V248H214V250L217 249L218 251L213 252V250H211ZM106 248H108V249H106ZM158 248H159L160 252H158V250H157ZM242 248H245V249L243 250ZM165 249L166 250L169 249L168 251H169V254H171L170 256H169V254L168 255L163 254L164 252L166 253V250ZM193 249L196 250V253H198L197 255H196V253L194 252ZM239 249H241L242 251L240 250L241 251L240 252ZM70 250L72 251V254L74 253L73 255L69 253V252H71ZM141 250L144 253L140 252ZM161 250H164V251H161ZM149 251H150V253H149ZM151 251L153 253L155 251V253H158V255L155 254V253L154 254L152 253V255L150 256L149 254H151ZM168 251H167V253H168ZM172 251H173L174 254L176 252L178 254L176 253V256H175L172 253ZM227 251L228 252L229 251H232V254H231V252H229L230 253L229 254ZM41 252L42 253L44 252V253L41 254ZM139 252L141 253V255L139 254ZM240 253H242L243 255L240 254ZM161 254L164 255L163 258L166 257V256L168 258H170L171 262H170V260H168L167 257H166L167 258V261L165 260L166 258H164L165 261L162 258H160V257H162ZM237 254H240V256L237 255ZM245 254H246V256H245ZM155 255H157L156 257H158L157 260L155 259L156 258ZM236 255L238 257H236ZM43 257H44V260H43ZM140 257H142L143 259L140 258ZM144 257L147 258V259H144ZM151 257H152V259L155 257L153 259V261H152ZM173 257L175 259V260L173 259L174 261L172 260ZM239 257L240 258L243 257L241 259L242 261H240V258ZM201 258H203L202 259V262H201ZM231 258H233V259H231ZM237 258H238L239 261L237 260ZM148 259L150 260L151 263H149ZM154 260H156V261H154ZM198 260H200V261L197 262ZM146 261H148V263ZM143 262H146V263H143ZM152 262H154V263H152ZM36 263H34V264H36ZM207 264H208V262H207ZM228 264H230V263H228Z\"/></svg>","mask_w":264,"mask_h":264},{"label":"bare ground","instance_id":"obj_2","mask_svg":"<svg viewBox=\"0 0 264 264\" xmlns=\"http://www.w3.org/2000/svg\"><path fill=\"white\" fill-rule=\"evenodd\" d=\"M18 1V0H17ZM63 1V0H62ZM67 1V0H66ZM70 1V0H69ZM76 1V0H75ZM78 2H79V0H77ZM88 1V0H87ZM87 1H86V4H88L87 3ZM97 0H94V2L92 1L90 4H92V3H95V4H93L92 6L94 7H92L91 5H90V10H92V18H94V15L96 16L99 12H97L96 11V5H97V10H98V8H99V6H101L100 5V3H101V1H105L104 3H106L107 2V4H109V6H111L110 4L111 3H108L109 2V0L108 1H106V0H99L100 1V3H98V4H96L97 2H96ZM208 1V0H207ZM206 1V2H207ZM227 1V0H226ZM12 2H15L14 4H12V5H14V7H16V9H17V6H18V4L17 5H15L16 3H18V2H16L15 0L14 1H12ZM22 2V1H21ZM32 2V1H31ZM72 2H74V0H72ZM80 2H81V0H80ZM83 2H85V1H83ZM237 2V1H236ZM11 3V2H10ZM25 3V2H24ZM103 3V2H102ZM101 3V4H102ZM163 3V2H162ZM235 3V2H234ZM62 4H64L63 2H62ZM66 4H68V2L66 3ZM72 4V3H71ZM75 4V3H74ZM76 4H80V3H76ZM106 4V5H107ZM85 5V4H84ZM167 5V4H166ZM233 5V4H232ZM6 6V5H5ZM23 6H26L27 8H25V9H22L21 10V8H22V6H21V8H20V6H19V8L20 9H17L18 11H19V14L17 13V16H19L20 14H22V16L23 17H25L26 16V18H27V21H26V25H21L18 29H17V31L15 30V32L14 33H18L19 35V37H20V35H24V34H28V36L31 34V33H36V31H38V32H40V33H46V32H49L52 28H54V31L53 30H51V32L53 31V32H55V29H58V30H62L60 33H63V34H60V33H56L55 32V36L54 37H56L57 35L56 34H60V36H59V38L62 36V38H58L59 40H61V39H64L65 37H63V35L64 36H67V34L65 35L64 34V32H63V30L64 29H67L68 27H70L71 26V22L70 23H68V21L65 23V21H66V17H67V14H68V12H70L69 10H71V8L69 7L68 8V12H67V9L65 10H62V9H59V7H60V1H58V0H34L32 3H30V4H25V5H23ZM64 6V5H63ZM72 6V5H71ZM74 6H76V5H74ZM103 6H105L104 4H103ZM108 5H107V7H109ZM123 6V5H122ZM161 6H162V4H161ZM66 7V6H65ZM64 7V8H65ZM79 7V6H78ZM87 7V6H86ZM107 7H106V9H105V7L102 9L101 7H100V9H102L101 11H105L106 12V10H108L107 9ZM77 10H75V11H71L70 13V15H72L73 16V18H76L77 20V22L82 18V16H81V18L79 19L78 18V12H79V10H78V8L77 7H75ZM82 8H83V5H82ZM81 8V9H82ZM88 8V7H87ZM162 8V7H161ZM86 9V8H85ZM110 9V8H109ZM159 9V8H158ZM167 9V8H166ZM89 10V9H88ZM90 10H89V12H90ZM111 10H112V8H111ZM130 10V9H129ZM82 11V10H81ZM87 11V10H86ZM99 11V10H98ZM100 11V12H101ZM103 11V12H104ZM109 11L110 10H108L107 11V14L105 13V17L108 15V16H110V15H112L111 13H109ZM113 11H114V9H113ZM126 11V10H125ZM124 11V12H125ZM135 11V10H134ZM102 12V16L101 15H99V16H101V18L102 19H104L103 17V15H104V13ZM82 13V12H81ZM96 13V14H95ZM113 13H115V12H113ZM117 13V12H116ZM264 13V12H263ZM39 14L41 15V16H39ZM100 14V13H99ZM221 14H222V12H221ZM220 14V15H221ZM69 15V14H68ZM69 15V16H70ZM89 15V14H88ZM115 15V14H114ZM163 15H165V14H163ZM43 16V17H42ZM84 16V15H83ZM98 16V15H97ZM99 16H98V20H99ZM107 16V17H108ZM116 16H117V14H116ZM116 16H114V18L116 17ZM20 17V16H19ZM46 17H47V19L48 18H50V20H53V18H54V20H56L58 23L57 24H51V22L48 20L47 21V19H46ZM88 17V16H87ZM87 17H86V19H87ZM106 17V19H105V21H108L107 18ZM126 18L128 17V16H125ZM264 17V16H263ZM25 18V19H26ZM72 18V19H73ZM89 18V17H88ZM100 18V19H101ZM114 18H112V19H114ZM17 17H16V22H17ZM101 19V20H102ZM110 19V18H109ZM261 19V18H260ZM91 19H88V21H90ZM97 20V19H96ZM95 20V21H96ZM20 21V20H19ZM71 21V20H70ZM88 21H84V22H88ZM92 21V20H91ZM90 21V22H91ZM24 22V21H23ZM55 22V21H54ZM73 22H74V20H73ZM81 22V21H80ZM83 22V23H84ZM100 22V21H99ZM21 23V22H20ZM53 23V22H52ZM93 23V22H92ZM74 24H75V22H74ZM90 24V23H89ZM88 23H87V26L89 25ZM97 24V23H96ZM95 23H94V25H96ZM113 24V23H112ZM111 24V25H112ZM80 25H81V23H80ZM85 24H83L82 26H84ZM98 25V24H97ZM110 25V24H109ZM110 25V26H111ZM26 26V27H25ZM73 26V25H72ZM77 26H79V24H77ZM86 26V27H87ZM80 27V26H79ZM79 27H78V29H79ZM85 27V28H86ZM17 28V27H16ZM75 28V27H74ZM74 28H70V29H72V31H74L73 29ZM84 28V27H83ZM90 28V27H89ZM91 28H93V27H91ZM90 28V29H91ZM212 29V28H211ZM215 29H217V28H214V29H212V33H213V31L215 30ZM83 30H85V29H83ZM87 30V29H86ZM99 30V29H98ZM77 31V30H76ZM91 31H94V29L93 30H91ZM90 31V32H91ZM6 32V31H5ZM4 32V33H5ZM52 32V33H53ZM68 32V31H67ZM80 32H81V29H80ZM80 32H79V35H83V34H80ZM211 32V31H210ZM216 32H217V30H216ZM30 33V34H29ZM65 33H66V30H65ZM73 34V32H69V35H71L70 36V38L72 37V34ZM76 33V32H75ZM84 33H85V31H84ZM88 33V32H87ZM94 33L95 32H91V33H89L87 36H88V38H87V36H85V38H80V39H78V42H77V44H76V39L74 38V35L76 36V34H73V38L74 39H72L71 38V40H68L67 38H68V36L65 38L66 39V41H65V43H63L64 44V51H66L65 49H67V47H68V51L69 52H71V53H75V51L77 52V54H79V56H77L76 57V55H74L73 56V54H71L70 55V61H68L67 63H65V64H63L61 61H62V59L64 58V56H58V58H55V60L53 59L52 61L50 60V59H45V55L46 54H48L49 55V53H45L46 51H45V49H44V53H43V51H41L42 53H39L38 52V50H37V52H35L34 53V56L30 59V61H29V58H28V56H30L29 54H28V56H27V58H28V65H26L25 67H24V69H23V80H26V79H31V82L30 81H27L26 80V82L28 83L29 82V86L27 87L26 85H25V83H22V85H21V87H20V89H18V94H16V88H11L14 84H12L11 86H9V89H8V91L7 92H5V94L3 95V96H0V188L4 185V187L6 186L7 187V185L8 184H6L5 183V180H8L9 179V182L13 179H11L10 180V178L13 176V177H15L16 176V178L18 177V179H19V176H24V175H22L23 173L25 174V172L27 171V170H32V171H34L35 173H36V175H33V177H32V175L30 176V177H32V178H30V179H28V181L30 182L31 181V179H33V178H36L35 179V182L36 183H41V179L43 178H45V177H47L48 176V173L50 174V176H51V178H50V180L51 181H46V183L47 182H49L50 183V185L52 186V188H54V186H56V184H57V179H58V181H59V179L61 180V188H60V186H58V188H60V191H59V189H58V192H57V190L55 191V192H53V194L54 193H58L59 195H60V193H62L61 195L63 196L64 194H70L71 195V192H73L72 190L75 188H73V181L75 180V179H79V177H82V178H85V177H92V176H94V175H92V173L91 174H89L88 176H87V173H86V171L87 172H89L90 171V169L93 167V165H95V161H96V158L94 157V154H95V152L98 150H93L92 148H93V144H95L94 143V141H95V138H94V130L96 131V128H98L99 126H100V124L102 123L103 124V122L101 121L102 120V118H101V116L99 117V118H101V122L98 124V127L96 126L97 125V122L95 123L94 121L95 120H97V119H95L93 122H87L86 120V115L85 114H88V112L89 113H91V110L92 111H94V107L93 106H91L90 105V107H93V108H91V110H90V108H88L87 106H88V104H86L85 105V101H86V99H87V94H88V91H90V90H87V89H89V87H87L89 84V81H90V79H91V76H92V73H93V71H95L96 70V68L95 69H93V67H92V64H94V62H92L91 63V56H89V52L88 51H90V50H88L89 48H91L92 50L93 49H96V47H97V45H96V47H95V44H94V39H95V36H94ZM211 33V36L210 37H214L213 38V40L215 39V36H214V33H215V31H214V33L212 34ZM37 35V34H36ZM35 35V36H36ZM210 35V34H209ZM218 35V34H217ZM48 35H45V36H43L45 39H47V40H50L51 38H52V40H54L53 39V37L52 36H50V34H49V36L47 37ZM57 36V37H58ZM78 36V35H77ZM94 36V37H93ZM97 36V35H96ZM101 36V35H100ZM22 37V36H21ZM24 37H25V35H24ZM33 37V35H31V38ZM49 37H51V38H49ZM217 37V36H216ZM42 38V37H41ZM208 38V37H207ZM9 39V38H8ZM20 39H22V40H24V38L22 37V38H20ZM28 39H29V37H28ZM27 39V40H28ZM35 39H37L36 41H38V40H40L39 38H35ZM35 39H34V41H32V40H30L31 42H34V43H36L37 44V42L35 41ZM43 39V38H42ZM98 41H100L99 39H98V37L96 38ZM210 40H212V38H209ZM25 40H26V37H25ZM25 41V42H30L29 40L28 41ZM57 40V38H55V41ZM59 40L58 41H56L57 43L59 42ZM208 40V39H207ZM212 40V41H213ZM216 40V39H215ZM54 41V43H56ZM209 41V40H208ZM21 43H22V41H20ZM41 42V41H40ZM45 41L43 40V43H44ZM48 42V41H47ZM46 42V44H48ZM49 42H52V41H49ZM61 42V41H60ZM63 42H64V40H63ZM207 42V41H206ZM5 43V42H4ZM11 43H12V41H11ZM53 42H52V46L53 47H55L56 45L54 44ZM9 44V43H8ZM61 44V43H60ZM70 44H73L72 45V47L70 46ZM229 44V43H228ZM12 45V44H11ZM24 45V44H23ZM34 45V44H33ZM39 45H41V46H39V48H40V50H42L43 48H44V46H46L45 45V43H44V46L42 47V42H41V44H39ZM49 45V44H48ZM51 45V44H50ZM49 45V46H50ZM217 45L218 44H216V51L215 52H218L217 53V55H219V57L222 55V51H220L219 52V48L221 49V50H226V48H224V47H222V46H220L219 45V48L217 49ZM3 46V45H2ZM7 46V45H6ZM16 46V45H15ZM14 46V47H15ZM51 46V47H52ZM60 46V45H59ZM98 46H100L99 44H98ZM204 46H206V45H204L203 44V46L202 47H204ZM210 45H208L207 47H206V49L209 47ZM229 46V45H228ZM232 46V45H231ZM230 46V47H231ZM25 47V46H24ZM30 47V46H29ZM34 47H36V45L34 46ZM61 47V46H60ZM60 47L58 48V46H57V48L60 50ZM213 46H211V51L215 48H212ZM230 47H228V48H230ZM235 47H238V45H236ZM235 47H231V49L233 50V51H231V49H229L228 50V48H227V50H228V52H230L227 56H225V55H223L222 57H224L225 56V59L223 58L222 59V57H220V59H222V60H229L230 58H231V61H232V57H235V56H239L238 54H242V52L243 53H246V52H244V51H242L241 52V50H244V48L242 49V48H236V49H234ZM245 47V46H244ZM2 48V47H1ZM0 48V50L4 53V50L3 49H1ZM37 48V47H36ZM62 48V47H61ZM223 48V49H222ZM260 48V47H259ZM15 49V48H14ZM14 49H13V51H14ZM34 49V48H33ZM49 49H51V48H48V50ZM53 49V48H52ZM76 49V50H75ZM209 49V48H208ZM18 50V49H17ZM32 50V49H31ZM62 50V49H61ZM204 51H206L205 50V48L203 49ZM210 50V49H209ZM209 50H207V51H209ZM218 50V51H217ZM249 50V49H248ZM247 50V51H248ZM0 51V52H1ZM12 51V53H14ZM53 51V50H52ZM56 51V50H55ZM67 51V53H69ZM210 51V52H211ZM0 53V56L2 57V54L3 53ZM18 52V51H17ZM32 52V51H31ZM34 52V51H33ZM50 52V51H49ZM225 52L226 51H224L223 52V54H225ZM248 52H250V51H248ZM10 53V52H9ZM19 53V52H18ZM20 53H21V51H20ZM25 51H24V55H25ZM57 53H61L60 51L59 52H57ZM65 53V52H64ZM102 53V52H101ZM206 53V52H205ZM212 53H213V51H212ZM221 55H220V54ZM252 53V52H251ZM6 54V53H5ZM15 54H16V50H15ZM50 54H51V52H50ZM62 54V53H61ZM66 54V53H65ZM90 54H92V53H90ZM96 54H98L97 52H96ZM209 54V53H208ZM214 54V53H213ZM247 54V53H246ZM250 53H248V55H249ZM8 55V54H7ZM31 55H33V54H31ZM52 55V54H51ZM69 55V54H68ZM67 55V57H69ZM243 55V54H242ZM241 55V56H242ZM11 56V55H10ZM66 56V55H65ZM93 56H95V55H93ZM0 57V58H1ZM13 57V56H12ZM11 57V58H12ZM15 57V59L18 57V55H17V57L16 56H14ZM53 57V56H52ZM56 57V56H55ZM98 57V55L96 56V58ZM249 57H251V56H242V58H239L240 60L238 61H236L235 62V59H234V62H235V66H232V67H234L235 68V72H237L236 74H238V77L240 78L241 76L242 77H246L248 80H246V79H242L243 80V83L244 82H248L249 80H250V78H252V73H250V71H249V69H248V67H250V65L252 66V64L254 63V61H252V64L250 63V61H251V59L249 58ZM260 57V56H259ZM94 58V57H93ZM92 58V59H93ZM95 58V59H96ZM255 58V57H254ZM258 58V57H257ZM257 58H255V59H257ZM10 59V58H9ZM65 59V58H64ZM63 59V60H64ZM100 59V58H99ZM98 58H97V60H99ZM27 60V59H26ZM68 59H66L65 61H67ZM97 60H95V65H96V61ZM221 60V61H222ZM261 60V59H260ZM9 61V60H8ZM13 61V60H12ZM51 61V62H50ZM258 61V60H257ZM10 62V61H9ZM60 62V63H59ZM13 63H14V61H13ZM232 63H233V61H232ZM249 63H250V65H249ZM226 64H227V62H226ZM231 64V63H230ZM230 64H229V66L228 67H230ZM258 64V63H257ZM257 64H255V65H257ZM4 65H5V63H4ZM8 65V64H7ZM56 65V66H55ZM222 65H223V63H222ZM233 65H234V63H233ZM259 65V64H258ZM258 65H257V67H258ZM16 66H18V65H16ZM97 66V65H96ZM226 66V65H225ZM238 66V67H237ZM260 66V65H259ZM262 66V65H261ZM3 67V66H2ZM9 67V66H8ZM223 68H224V66H222ZM227 67V68H228ZM237 67V68H236ZM253 67V66H252ZM252 67L250 68V69H252ZM256 67V66H255ZM255 67H254V69H255ZM256 67V68H257ZM4 68V67H3ZM234 68H232V69H234ZM2 69V68H1ZM228 69H230V68H228ZM227 69V70H228ZM247 69H248V71H247ZM259 69V68H258ZM258 69H257V72H258ZM16 70V69H15ZM260 70V69H259ZM224 71L226 72V67H225V69H224ZM229 71V70H228ZM233 71V70H232ZM254 71H256V70H254ZM254 71H253V73H254ZM6 72V71H5ZM97 72V70L95 71V73ZM230 72L231 71H229V74H230ZM9 73H10V71H9ZM18 73V72H17ZM95 73L93 74L94 76H95ZM228 73V72H227ZM233 73V72H232ZM259 73V72H258ZM260 73H262V71L260 72ZM218 74V73H217ZM225 74V73H224ZM228 74V75H229ZM257 74V73H256ZM256 74H254V75H256ZM155 75V74H154ZM218 75H221V74H218ZM231 75V74H230ZM234 74H232L231 76H228V77H232ZM240 75V76H239ZM251 75V77H249ZM253 75V76H254ZM260 75V74H259ZM258 75V76H259ZM96 77V76H95ZM221 77V76H220ZM226 77H227V75H226ZM228 77H227V79H228ZM249 77V78H248ZM153 78V77H152ZM152 78H151V80H152ZM237 78V77H236ZM238 78V80H241V79H239ZM92 79L93 80H95V78L92 76ZM140 79V78H139ZM148 79H150V78H148ZM162 79H164V78H162ZM233 79H235V78H233ZM253 79H255L254 77H253ZM258 79V78H257ZM144 80V79H143ZM153 80H154V78H153ZM229 80H231V79H229ZM237 80V81H238ZM244 80H246V81H244ZM261 80L263 81V78H261ZM146 81H148V80H146ZM161 81H163V80H161ZM217 81H220V79L218 78V80ZM227 81V80H226ZM257 81V80H256ZM262 81H260V83L262 82ZM8 82V81H7ZM95 82V81H94ZM136 82V81H135ZM138 82V81H137ZM142 82V81H141ZM144 82V81H143ZM156 83H157V81H155ZM204 82V81H203ZM221 82H223V81H220V83ZM239 82V81H238ZM252 83H253V81H251ZM254 82H255V80H254ZM258 82V81H257ZM264 82V81H263ZM19 83V82H18ZM154 83V82H153ZM155 83V84H156ZM159 83V82H158ZM161 83V82H160ZM169 83H171V82H169ZM168 83V84H169ZM174 83V82H173ZM210 83V82H209ZM219 83V84H220ZM224 83V82H223ZM226 83V82H225ZM229 83L231 84L232 82H230L229 81ZM237 83V82H236ZM243 83H242V85H243ZM141 84H143V83H141ZM154 84V85H155ZM166 85L167 84V82H165L164 81V83H163V85ZM216 84V83H215ZM237 84H240V83H237ZM251 84V83H250ZM254 84H256V83H254ZM254 84H252V85H254ZM5 85H7L6 83H5ZM16 85H18V84H16ZM20 85V84H19ZM18 85V86H19ZM93 85H96V84H94L93 83ZM147 85V84H146ZM145 85V86H146ZM151 85H153L152 84V82H151V84L149 85V86H151ZM157 86H154L153 88H152V90H151V96L150 97H148V99L146 100V102H145V109H143V110H145L144 111V113L143 112H141V111H139V112H141V114H145V117L148 119L147 121H146V123L148 122V126H149V128L147 127V129H150L151 130V132H152V135H153V133L155 134H157V132H158V134H157V136L159 135V133H166L167 132V134H169L170 136L172 135V134H174V141L176 140V138L178 137V143H179V146H177L178 147V154H177V156H176V151H175V153H174V155H172L171 157H172V159H173V157H175V159L177 160H174V161H176V163L178 162L179 163V165H177L178 167L180 166V167H182V168H186V167H188V168H186V169H189V167L191 166L190 164H192L194 161L192 160V159H194V158H191V157H193V156H195L196 157V155H194L195 153H196V151L195 150H193V152L191 151V149H192V147L191 146H189L190 144H191V139H190V134H192V131H191V129H190V127L192 128V125H194L195 124V117H196V115H195V117L194 118H192L193 116H191V117H189L190 115V113H188V112H186V110L185 111H181L182 109H180V108H178L179 110H177V108H176V106H175V104H172V107H170V103H171V101H175V103L177 102V103H179L178 102V100L180 99L179 97L182 95V93H181V91L183 92V90H180L179 88H178V86L176 87V86H172V87H163V88H161V85L159 86L158 84H156ZM174 85V84H173ZM175 85H177V84H175ZM197 85V84H196ZM209 85H211V83L209 84ZM208 85V86H209ZM213 85H214V83H213ZM212 85V87L214 88V87H216V85H214L213 86ZM225 85V84H224ZM224 85H222V86H224ZM246 85H247V83H246ZM17 86V87H18ZM144 86V87H145ZM148 86V87H149ZM203 86V85H202ZM218 86V85H217ZM221 86V87H222ZM227 86H229V85H227ZM226 86V87H227ZM244 86V85H243ZM242 86V87H243ZM261 86V85H260ZM264 86V85H263ZM87 87V88H86ZM90 87H91V85H90ZM95 87H98L97 85L95 86ZM197 87V86H196ZM200 87V86H199ZM204 87V86H203ZM205 87H207V85L205 86ZM225 87V86H224ZM223 87V88H224ZM236 87V86H235ZM235 87H233L232 86V88H234V90L236 89ZM240 87H241V85H240ZM239 87V88H240ZM259 87V86H258ZM141 88L143 89V87L141 86ZM7 89V88H6ZM92 89V88H91ZM96 89H98V88H96ZM137 89H140V87H138ZM145 89H146V87H145ZM144 89V90H145ZM192 89V88H191ZM215 89V88H214ZM221 89V88H220ZM220 89H219V92H220ZM229 89H230V87H229ZM1 90V89H0ZM133 89H130V91H132ZM148 90V89H147ZM150 90V89H149ZM188 90V89H187ZM203 91H202V94H203V97L205 96L204 95V89H202ZM218 90V89H217ZM262 90H263V88H262ZM96 91V90H95ZM95 91H93V93L95 92ZM137 91H139V90H137ZM146 91V90H145ZM201 91V90H200ZM208 91V90H207ZM216 91V90H215ZM222 91V90H221ZM2 92V91H1ZM140 92V91H139ZM138 92V93H139ZM185 92H187L186 90H185ZM196 92H198V90L196 91ZM206 92V91H205ZM209 92V91H208ZM207 92V93H208ZM234 92V91H233ZM92 93V92H91ZM96 93V92H95ZM130 93V92H129ZM132 93H134V94H136L135 93V90H133L132 91ZM132 93H131V95H132ZM222 93V92H221ZM237 93V92H236ZM3 94V92L1 93V95ZM145 94V93H144ZM183 94H185V93H183ZM197 94V93H196ZM195 94V95H196ZM201 94V92H200V95H202ZM206 94V93H205ZM209 94H210V92H209ZM208 94V95H209ZM215 94V93H214ZM226 94V93H225ZM228 94H231V92H228ZM228 94H226V95H228ZM263 94V93H262ZM128 95V94H127ZM130 95V94H129ZM128 95V96H129ZM141 96H142V94H140ZM149 95V94H148ZM169 95H172L173 96V98L171 97V96H169ZM194 95V94H193ZM198 95V94H197ZM200 95H198V96H200ZM211 95V94H210ZM209 95V96H210ZM213 95V94H212ZM216 95V94H215ZM145 96V95H144ZM183 96V95H182ZM188 95L186 94V97H187ZM222 96V95H221ZM220 96V97H221ZM92 97V96H91ZM95 97H96V95H95ZM191 97V96H190ZM190 97H187V98H190ZM197 97V96H196ZM207 98H208V96H206ZM227 96H225V98H226ZM98 98V97H97ZM142 98V97H141ZM184 98V97H183ZM193 98V97H192ZM195 98V97H194ZM200 98V97H199ZM205 98V97H204ZM210 98V97H209ZM217 98V97H216ZM222 98V97H221ZM232 98V97H231ZM125 99H127V98H125ZM139 99V98H138ZM206 99V98H205ZM211 99H212V96H211ZM90 100H93V99H90ZM135 100V102H136V104H137V102L138 101H140V100H136V99H134ZM134 100H132L133 101V104H131V105H135V102H134ZM186 101H187V99H185ZM191 100V99H190ZM212 101V100H210V99H207L205 102H207V101ZM97 101H98V99H97ZM96 101V102H97ZM128 101V100H127ZM184 101V100H183ZM186 101H184V102H186ZM194 101V100H193ZM201 101H202V99H201ZM204 101V100H203ZM202 101V102H203ZM90 102V101H89ZM92 102H95V101H92ZM95 102V103H96ZM123 102H124V100H123ZM131 102V101H130ZM188 102H189V99H188ZM236 102V101H235ZM121 103V102H120ZM139 103V102H138ZM141 103V102H140ZM176 103V104H177ZM187 103V102H186ZM199 103V102H198ZM211 103V102H210ZM225 103V102H224ZM228 103V102H227ZM98 104H100V102L98 103ZM119 104V103H118ZM123 104V103H122ZM126 104V103H125ZM185 104V103H184ZM188 104V103H187ZM190 105H192L191 103H189ZM194 104V103H193ZM196 104H197V102H196ZM229 104V103H228ZM120 105V104H119ZM198 105H200V104H198ZM230 105V104H229ZM237 105V104H236ZM103 106V105H102ZM102 106H101V108H102ZM105 106V105H104ZM103 106V107H104ZM120 106H122V105H120ZM124 106V105H123ZM175 106V107H174ZM179 106V105H178ZM182 106V105H181ZM110 107L112 108L113 106H111L110 105ZM135 107H137V106H135ZM139 107V106H138ZM141 107V106H140ZM188 107V106H187ZM186 107V108H187ZM190 107V106H189ZM197 107V106H196ZM195 107V108H196ZM203 107V106H202ZM207 107H208V105H207ZM106 108V107H105ZM111 108H109V109H111ZM124 108H125V106H124ZM183 108V107H182ZM185 108V109H186ZM210 107H208V109H209ZM231 108V107H230ZM233 108V107H232ZM89 109V110H88ZM97 109V108H96ZM109 109H108V113H109V115H110V112H109ZM113 109V108H112ZM118 109V108H117ZM122 109V108H121ZM127 109V108H126ZM137 109V108H136ZM188 110L190 109V108H187ZM214 109V108H213ZM212 109V110H213ZM102 110H103V108H102ZM102 110H100V112H102L103 113V111ZM132 109H130L129 110V112L131 111ZM200 110V109H199ZM231 110V109H230ZM233 110V109H232ZM239 110V109H238ZM241 111H242V109H240ZM240 110H239V112H240ZM247 109H245V111H246ZM97 111V110H96ZM112 111V110H111ZM115 111V110H114ZM123 111V110H122ZM133 111H134V109H133ZM191 111V110H190ZM209 111V110H208ZM211 111V110H210ZM214 111V110H213ZM244 111V110H243ZM242 111V112H243ZM244 111V112H245ZM249 111V110H248ZM105 112V111H104ZM116 112H117V110H116ZM115 112V113H116ZM120 112V111H119ZM119 112H118V114H119ZM123 112H125V110L123 111ZM138 112V113H139ZM203 112V111H202ZM219 112H220V110H219ZM231 112V111H230ZM235 111H233V114L234 115H232V114H230L229 112V114H224V116L222 117V115H220V119L216 122V123H211L212 124V126H213V129L212 130H210V131H212V133L209 135V140L211 141L209 144H210V147L211 146H213V144H216V146H218L217 144H219V145H223V144H228V143H234V142H236V143H238V147H239V144H240V146L242 145V146H246L247 144H249V146H250V143H252V144H254L253 142H255V141H258V137H254L255 135H253V134H249L248 132H252L253 130L251 129V131H247V137L245 136V135H241V134H239V133H237V135H235V136H224L223 135V131H224V127L225 126H228V125H230V126H232L233 125V123H236V122H238L239 120H242V119H240V118H242V116L243 115H245V117L247 118L248 117V113H244V114H238L239 112L238 111H236V112H238V113H234ZM97 113V112H96ZM95 113V114H96ZM98 113H99V111H98ZM133 113H136V110L133 112ZM213 113H215V112H213ZM212 113V114H213ZM249 113L250 114H252L250 111H249ZM95 114L93 115V117L95 116ZM101 114V113H100ZM200 114V113H199ZM198 114V115H199ZM211 114V115H212ZM249 114V115H250ZM97 115V114H96ZM99 115V114H98ZM98 115H97V117H98ZM106 115V114H105ZM104 115V116H105ZM120 115H121V113H120ZM125 115H127V114H125ZM131 115H133V114H131ZM135 115V114H134ZM134 115H133V118H134ZM189 115V116H188ZM194 115V114H193ZM226 115V116H225ZM102 116H103V114H102ZM112 117H113V115H111ZM115 116H117V115H115ZM138 116H140V115H137L136 117H138ZM205 116V115H204ZM251 116V115H250ZM89 117V116H88ZM107 117V116H106ZM105 117V118H106ZM110 118L111 120L113 119V118ZM118 117V116H117ZM127 117V116H126ZM126 117H125V119H126ZM131 117V116H130ZM130 117H129V119H130ZM142 117H144V116H142ZM142 117H140V120H143V118ZM197 117H199V116H197ZM201 117V116H200ZM199 117V118H200ZM216 117V116H215ZM244 117V116H243ZM107 118H109V117H107ZM139 118V117H138ZM142 118V119H141ZM170 118V120L173 118L175 121H179L178 119L179 118H182L183 120H184V122H185V125L184 126H177V127H175V128H172L173 127V125L171 126V125H169V124H171L172 123V121H168V122H164V120L166 119H169ZM190 118H192V119H190ZM249 118V117H248ZM256 118V117H255ZM118 119V118H117ZM194 119V124H192L193 122H192V120ZM214 119V118H213ZM216 119V118H215ZM257 119V118H256ZM103 120H104V118H103ZM138 120V119H137ZM137 120H135V121H137ZM165 120V121H166ZM198 120V119H197ZM201 120H203V119H201ZM201 120H200V122H201ZM212 120V119H211ZM244 120H245V118H244ZM91 121H92V119H91ZM108 121V120H107ZM128 121V120H127ZM132 121V120H131ZM199 121V120H198ZM205 121H207V120H205ZM250 121H253L252 120V116H251V118H250V120L248 121V123H250ZM112 122V121H111ZM117 122V121H116ZM126 122V121H125ZM197 122V121H196ZM203 122H204V120H203ZM240 122V121H239ZM243 122V121H242ZM245 122H246V120H245ZM96 125H95V124ZM106 123V122H105ZM113 123V122H112ZM128 123V122H127ZM134 124L136 123V122H133ZM140 124H142L141 122H139ZM145 123V122H144ZM247 123V122H246ZM246 123L245 124H243V125H246ZM247 123V124H248ZM116 124V123H115ZM118 124V123H117ZM132 124V123H131ZM137 124H138V122H137ZM179 124V123H178ZM200 125L202 124V123H199ZM203 124H206L205 122L203 123ZM208 124H209V122H208ZM211 124H209V126L211 125ZM255 124V123H254ZM105 125V124H104ZM104 125L102 126H100V128L101 127H103L102 129H104L105 130V128H107L108 129V127H105L104 128ZM114 125V123L112 124V126ZM122 125V124H121ZM120 125V126H121ZM127 125H129L130 126V124L128 123ZM133 125V124H132ZM144 125L145 124H143V127H144ZM197 125V124H196ZM239 125V124H238ZM109 126V125H108ZM111 126V125H110ZM125 127H126V129H128L127 128V126L126 125H124ZM140 126V125H139ZM198 126V125H197ZM205 125H203V127H204ZM211 126V127H212ZM236 126V125H235ZM249 126V125H248ZM255 126H257V125H255ZM114 127V126H113ZM134 127H136V129H137V127H138V125L136 126V124H135V126ZM134 127H132L131 126V129H129V131L131 130V132H132V128H134ZM196 127V126H195ZM195 127H193L192 128V130H194L195 129ZM201 127V126H200ZM206 127H208L207 126V124H206ZM210 127V128H211ZM239 127V126H238ZM244 127V126H243ZM99 128V129H100ZM116 128H118V127H116ZM123 128V127H122ZM139 128V127H138ZM172 128V129H171ZM197 128V127H196ZM237 128V127H236ZM242 128V127H241ZM240 128V131L242 130ZM248 128V127H247ZM259 128H260V126H259ZM259 128H258V130H257V128H256V132L258 131L259 132ZM106 129V130H107ZM111 131H114L113 129H111V128H109ZM126 129H123L122 130V132L124 131V132H127V130ZM141 129H142V127H141ZM141 129H138V130H140L141 131ZM146 129V130H147ZM238 129V128H237ZM246 129V128H245ZM104 130H103V132H104ZM105 130V131H106ZM116 130V129H115ZM134 130V129H133ZM176 130V131H175ZM195 130H199V129H195ZM202 130H204V129H202ZM201 129H200V131H202ZM205 130H209V129H206L205 128ZM228 130V129H227ZM227 130H226V132H227ZM239 130V129H238ZM238 130H236L235 129V131L237 132ZM244 130V129H243ZM249 130H250V126H249ZM262 130V129H261ZM100 131V130H99ZM99 131H98V133H99ZM102 131V130H101ZM109 131V130H108ZM128 131V132H129ZM137 131V130H136ZM143 131V130H142ZM231 131V130H230ZM107 132V131H106ZM106 132H104V133H106ZM115 132V131H114ZM130 132V133H131ZM144 132V131H143ZM195 132H198V131H195ZM233 132V131H232ZM236 132H234V133H236ZM255 131H254V133H256ZM261 132V131H260ZM259 132V133H260ZM262 132H263V130H262ZM104 133H102L101 132V134H104ZM109 132H107V134H108ZM121 133V132H120ZM129 133V134H130ZM140 133V135H141V132H139ZM201 133V132H200ZM204 133V132H203ZM208 133H209V131H208ZM208 133L205 135V133H204V135L205 136H207L208 135ZM231 133V132H230ZM100 134V138H101V135ZM114 134V133H113ZM113 134H111V135H113ZM117 134H119L118 133V130H117ZM123 135H125V137H128V136H126V135H128V133L127 134H125V133H122ZM122 134H119L120 136L122 135ZM134 134V133H133ZM155 134V135H156ZM202 134V133H201ZM264 134V133H263ZM118 135V136H119ZM132 134H130V136L127 138V139H129V138H131L132 136H131ZM151 135V136H152ZM197 135V134H196ZM228 135V134H227ZM261 135H262V133H261ZM260 135V136H261ZM106 135L104 134V137H105ZM115 136V138H116V135H114ZM117 136V138L119 139V137ZM134 136V135H133ZM136 136H138V135H136ZM142 136V135H141ZM140 136V137H141ZM157 136H155V137H157ZM159 136H161V135H159ZM158 136V137H159ZM198 136H199V134H198ZM202 136H203V134H202ZM202 136H200V137H202ZM205 136H203V137H205ZM245 136V137H244ZM257 136V135H256ZM258 136H259V134H258ZM259 136V137H260ZM95 137L96 138H99L98 136H97V134H96V132H95ZM106 137H108V136H106ZM121 137H123V136H121ZM120 137V138H121ZM125 137H124V139H125ZM139 137V138H140ZM154 137V138H155ZM199 137V138H200ZM262 137H263V135H262ZM261 137V138H262ZM110 137H108V139H109ZM133 138V137H132ZM136 138V137H135ZM138 138V139H139ZM145 138H147L146 136H145ZM161 138H163L162 136H161ZM161 138H160V140H161ZM166 138H168V135H166V137H165V139ZM187 138H188V140H190V143L189 144H187L186 142H185V140H187ZM196 139L197 137L195 136V133H194V137H193V139ZM198 138V139H199ZM205 138H207V137H205ZM102 139V138H101ZM107 138H106V140H108ZM112 139H114V137H112ZM134 139V138H133ZM137 139V140H138ZM141 139V138H140ZM150 139H151V137H150ZM149 139V140H150ZM157 139V138H156ZM195 139H194V141H195ZM197 139V140H198ZM208 139V138H207ZM99 140V139H98ZM104 140V139H103ZM126 140V139H125ZM124 140V141H125ZM145 140V139H144ZM159 140V142H161ZM201 140V139H200ZM261 140V139H260ZM109 141V140H108ZM108 141H105V143L106 144H108L107 142ZM113 140H111V143L112 144H114V142H112ZM116 141H120V139L119 140H115V142ZM134 141V140H133ZM148 141V140H147ZM154 141V140H153ZM152 141V142H153ZM168 144L170 143L171 144V142L170 141H167V139L165 140ZM194 141H193V143H194ZM202 141V140H201ZM208 141V140H207ZM261 141H263V139L261 140ZM122 141H120V143H121ZM129 142L131 143V141L129 140ZM134 142H136V141H134ZM137 142H139V141H137ZM142 142V141H141ZM145 142L146 141H144V144H145ZM163 142V141H162ZM260 142V141H259ZM100 144H101V142H99ZM110 143V144H111ZM117 143H119V142H116V145H117ZM127 143H128V141H127ZM127 143H125L126 145H128ZM148 143V142H147ZM150 143V142H149ZM154 143H155V141H154ZM164 143V142H163ZM178 143H177V145H178ZM197 143H199V142H197ZM197 143H194V147H193V149L194 148H196V147H199L200 146V144H199V146H197ZM201 143V145H202V142H200ZM205 143H207L206 141H205ZM257 143V142H256ZM125 144H121V145H125ZM136 144V143H135ZM140 144V142L138 143V145ZM143 144V143H142ZM144 144H143V146H144ZM155 144H158V141H157V143H155ZM162 144V143H161ZM161 144H158V145H160L161 146ZM176 144V143H175ZM175 144H174V146H175ZM235 144V143H234ZM234 144H233V146H234ZM258 144V143H257ZM96 145L98 146L99 144H98V142L96 143ZM121 145H119V147L121 148ZM125 145V146H126ZM132 146H130V147H132L133 148V143L131 144ZM157 145V146H158ZM172 145V144H171ZM232 145V144H231ZM261 145V144H260ZM95 146V145H94ZM102 146H105V145H102ZM159 146V147H160ZM163 146V145H162ZM161 146V147H162ZM168 146H170V145H168ZM189 146V147H188ZM204 146V145H203ZM224 146V145H223ZM226 146V145H225ZM229 146V145H228ZM236 146V145H235ZM234 146V148H238L237 146L235 147ZM252 146V145H251ZM251 146L249 147V148H251ZM96 147V146H95ZM99 147V146H98ZM110 147V145H108V148ZM124 147V146H123ZM121 148V150L119 151V152H121L120 154H119V156L121 155L122 156V159H124L125 157H129V156H131V154H130V152H134V150H132V151H130L129 150V148H127V146H126V148L124 147V148ZM135 147V146H134ZM145 147V146H144ZM153 147H154V145L152 146V149H153ZM163 147H167V144H166V146H163ZM207 148L209 147V145H207L206 146ZM210 147H209V149H210ZM253 147H255V145L253 146ZM252 147V148H253ZM100 148V147H99ZM111 148H112V146H111ZM132 148H130V149H132ZM149 148H150V146H149ZM158 148V147H157ZM189 148H191L190 150H189ZM212 148V147H211ZM218 148H219V146H218ZM217 147H215V146H213V149L211 150V154H212V156H210V159L207 161V168H206V170H209V169H211V168H214V167H216L217 168V166H218V164L220 163L219 161L222 159V157H223V155H222V153H220V150L218 149ZM223 148V147H222ZM233 148V149H234ZM243 148V147H242ZM248 148V147H247ZM114 149H115V144H114ZM117 149V148H116ZM138 149V148H137ZM136 148H135V151L137 150ZM161 149V148H160ZM163 149V148H162ZM161 149V151H163ZM198 149V148H197ZM199 149H201L200 147H199ZM224 149V148H223ZM230 149V148H229ZM245 149H246V147H245ZM254 149V148H253ZM92 150H93V152H94V154L92 153ZM110 150V149H109ZM108 150V151H109ZM113 150V149H112ZM165 150V149H164ZM174 150H176V148L174 149ZM247 150H249V149H247ZM44 152L43 154H41V152ZM107 151V152H108ZM141 151H143V150H141ZM150 151H152V150H150ZM156 151V150H155ZM157 151H158V149H157ZM160 151V152H161ZM194 151H195V153H194ZM199 151V150H198ZM233 151V150H232ZM253 150H251L250 152H252ZM255 151V150H254ZM258 151V150H257ZM104 153L102 156H103V158H105L104 157V155L105 154H108V153ZM114 152V151H113ZM117 152V150L115 151V153ZM132 152V153H133ZM165 152H167V150L165 151ZM172 152H174V151H172ZM200 152V151H199ZM219 152V153H218ZM221 152H223L222 150H221ZM228 152H229V150H228ZM227 152V153H228ZM93 155H92V154ZM138 153H139V151H138ZM150 153V152H149ZM155 153V152H154ZM153 153V154H154ZM161 153H163V152H161ZM167 153H169V152H167ZM202 153H204V152H202ZM221 154V155H219V156H217L218 154ZM224 153H226V151L224 152ZM236 153V152H235ZM97 154V153H96ZM113 154V153H112ZM117 154V155H118ZM139 154H141V153H139ZM143 154V153H142ZM142 154H141V156H142ZM156 154H158V153H156ZM165 154V153H164ZM199 154V153H198ZM206 154V153H205ZM209 154H210V152H209ZM208 154V155H209ZM233 154V153H232ZM253 154H254V152H253ZM125 155V156H124ZM128 155V156H127ZM134 154H132V156H133ZM145 155V157H146V154H144ZM168 156L169 155H171V154H167ZM193 155V156H192ZM204 155V154H203ZM207 155V154H206ZM229 155V154H228ZM230 155H231V151H230ZM250 155V154H249ZM248 155V156H249ZM256 155V154H255ZM102 156H100V157H102ZM109 156V155H108ZM135 156V155H134ZM160 156V155H159ZM163 157L165 156V155H162ZM198 156V155H197ZM225 156V155H224ZM251 156V155H250ZM112 157H114V156H112ZM115 157H117V156H115ZM124 157V158H123ZM143 157V156H142ZM149 157V156H148ZM156 157H157V155H156ZM155 157V158H156ZM201 157V156H200ZM230 157V156H229ZM130 158V157H129ZM133 158V157H132ZM131 158V159H132ZM147 158V157H146ZM151 158H153V156L152 157H150V159ZM155 158H153V159H155ZM158 158V157H157ZM190 158H191V160H192V163H190L189 164V160H190ZM203 157H201V159H202ZM225 158H226V156H225ZM228 158V157H227ZM226 158V159H227ZM233 158V157H232ZM107 159V158H106ZM130 159V160H131ZM138 159H139V156H138ZM142 158H140V160H141ZM159 159V158H158ZM172 159H171V161H172ZM205 159V158H204ZM230 159V158H229ZM251 159V158H250ZM255 159V158H254ZM103 160V159H102ZM102 160H99V161H102ZM116 160V159H115ZM118 160V159H117ZM126 160V159H125ZM124 160V161H125ZM134 159H132V161H133ZM135 160H136V158H135ZM168 159L166 158V160L164 161V162H166ZM190 160V161H191ZM194 160H196V159H194ZM199 160V159H198ZM197 160V161H198ZM203 160V159H202ZM239 160V159H238ZM106 161V160H105ZM121 161V160H120ZM129 161V160H128ZM152 161V160H151ZM156 161V163H158V161L157 160H155ZM168 161H170V160H168ZM167 161V162H168ZM197 161H195V164L197 163ZM200 161V160H199ZM204 161V160H203ZM240 161V160H239ZM242 161V160H241ZM116 162V161H115ZM127 162V161H126ZM130 162V161H129ZM134 162V161H133ZM173 162V161H172ZM219 162V163H218ZM223 161H221V163L220 164H222L223 165V163H225V162H223ZM228 162H229V160H228ZM248 162V161H247ZM246 162V163H247ZM102 162H100L99 164H101ZM109 163V162H108ZM112 163V162H111ZM119 163V162H118ZM121 164H122V161L120 162ZM120 163H119V165H120ZM125 163V162H124ZM146 163V160H145V162H144V164ZM153 163V162H152ZM155 163V162H154ZM160 163V162H159ZM163 163V162H162ZM169 163V162H168ZM171 163V162H170ZM174 163V162H173ZM199 164H202V163H200V162H198ZM216 163H218L217 165H216ZM244 163V162H243ZM242 163V164H243ZM135 165H137V163H136V161H135V163H134ZM141 164H143L142 162H141ZM140 164V162H139V164L138 165H140V166H142ZM148 164V163H147ZM194 164V165H195ZM219 164V165H220ZM227 164V163H226ZM108 165V164H107ZM126 165V164H125ZM146 165V164H145ZM145 165H143L142 167H140V168H138L139 169V171H140V173H138V171L135 173V171L134 172H132V173H135L136 175V177L135 176H133L134 177V179H135V182L133 183V187L135 188V189H133V190H135V191H133V190H131L130 192H126L125 193V195L127 194V196L128 195H130V197L128 196V198H131L130 200H128L127 201V203L128 202H130L129 203V206L128 207H130V205H131V210L132 211H134V210H136L138 207L140 208H142V207H144V210L146 209L147 210V208H148V212L150 213V211L152 212V209L150 210L149 209V207H153V205L155 206V204L154 203H156L157 202V198L155 199V198H153V195L155 194H157L158 193V191H159V189L161 190V188H162V190L164 189V187L166 186V187H169V190H171L170 189V186H167V182H162V180L160 179L159 181H161V184L162 185H160L159 184V182H158V180L157 179H159V178H161V177H164L163 175L161 176V177H158L157 179H156V177H155V174L156 173H154V175H152L151 173H150V171H148L146 168H145ZM153 165H155V164H153ZM152 165V166H153ZM158 165V164H157ZM166 165V164H165ZM173 165V164H172ZM194 165H192V166H194ZM203 165H204V163L202 164V167H203ZM222 165H220V167L222 166ZM225 165V164H224ZM241 165V164H240ZM115 166H117V165H115ZM121 166V165H120ZM126 166H128V167H125V168H129V166H130V168H132L131 167V164L130 165H126ZM198 166V165H197ZM201 166V165H200ZM226 166H228V164L227 165H225V167ZM243 167H245L244 166V164L242 165ZM94 167H96V165L94 166ZM93 167V168H94ZM118 167V166H117ZM122 167V166H121ZM148 167V166H147ZM156 167V166H155ZM154 167V168H155ZM157 167H159V166H157ZM166 167V166H165ZM167 167H168V165H167ZM170 167V166H169ZM176 167V166H175ZM175 167H173V168H175ZM224 167V168H225ZM261 167V166H260ZM123 168V167H122ZM129 168V169H130ZM135 168V167H134ZM133 168V169H134ZM136 168V169H137ZM162 168V167H161ZM182 168H181V170H182ZM199 168V167H198ZM205 168V167H204ZM221 168H223V166L221 167ZM227 168V167H226ZM235 168H237V166L235 167ZM115 169H116V167H115ZM115 169H114V171H115ZM118 170H119V172H120V169L121 168H117ZM116 169V170H117ZM129 169L128 170H126V169H121L122 170V172H120L121 173V175H123V177L124 176H126L127 174H129L127 171H129ZM157 169V168H156ZM155 169V170H156ZM176 169V168H175ZM238 169V168H237ZM240 169V168H239ZM238 169V170H239ZM15 170V171H14ZM96 170V169H95ZM123 170H125L124 172H123ZM151 170V169H150ZM154 170V169H153ZM152 170V171H153ZM163 170H165V169H163ZM169 170H170V168H169ZM172 170V169H171ZM198 170H200V169H198ZM223 170H225V169H223ZM222 170V171H223ZM162 171V170H161ZM166 171H168V170H166ZM179 171V170H178ZM182 171H184V170H182ZM187 171V170H186ZM197 170H195V172H196ZM203 171V170H202ZM201 171V172H202ZM218 171L220 172L221 171V169L219 170V167H218ZM240 171V170H239ZM238 171V172H239ZM52 173V175H51V173ZM58 172H60L59 174H57ZM118 172V173H119ZM157 172V171H156ZM159 172V171H158ZM162 172H164V171H162ZM191 173H193V170H192V168H191V171H190ZM194 172V173H195ZM224 172V171H223ZM228 172V171H227ZM232 172V171H231ZM242 172V171H241ZM14 173H16V174H14ZM85 173H86V175H85ZM110 173H111V171H110ZM131 173V172H130ZM168 173V172H167ZM182 173V172H181ZM184 173H185V171H184ZM202 173H205V172H202ZM202 173H200V175L202 174ZM218 173V172H217ZM216 173V174H217ZM247 173V172H246ZM11 174H14V175H11ZM41 174L43 175L42 176V178L40 177L41 176ZM112 174H115L114 176H117L118 174H117V172H112L111 173V175ZM159 174H160V172H159ZM169 174H172L171 173V171H170V173ZM174 174V173H173ZM172 174V175H173ZM175 174H180V173H175ZM186 174V173H185ZM188 174H189V172H188ZM197 174H198V172H197ZM211 174V173H210ZM212 174H214L215 175V173L213 172ZM211 174V175H212ZM218 174H220V173H218ZM224 174H225V172H224ZM223 174V175H224ZM244 174V173H243ZM248 174V173H247ZM5 175L7 176V178L8 179H6V177H5ZM11 175V176H10ZM26 175V174H25ZM84 175H85V177H84ZM90 175H92V176H90ZM130 175V174H129ZM157 175V174H156ZM196 175V174H195ZM199 175V176H200ZM206 176L208 175V173H206L205 174ZM211 175H208L207 176V178L209 177V179L210 178H212V177H210ZM222 175V176H223ZM233 175H234V173H233ZM8 176H10V177H8ZM45 176V177H44ZM49 176V177H50ZM58 176V177H57ZM131 176V177H132ZM191 176H194V175H191ZM196 176H198V175H196ZM198 176V177H199ZM228 176V175H227ZM226 176V177H227ZM48 177V178H49ZM120 177V176H119ZM123 177H122V180H120L121 181V183H122V181L125 179H123ZM129 176H127L126 178H128ZM167 177V176H166ZM201 177V176H200ZM232 177V176H231ZM234 177V176H233ZM23 178V180L25 181L26 180V176H25V178L24 177H22ZM21 178V179H22ZM110 178V177H109ZM115 178V177H114ZM113 178V179H114ZM165 178V177H164ZM163 178V179H164ZM170 178H171V176H170ZM173 179H174V177H172ZM176 178V177H175ZM191 178H194V177H191ZM204 178V177H203ZM206 178V177H205ZM230 178V177H229ZM239 178V177H238ZM18 179L16 180V182L18 183V182H20V180L18 181ZM46 179V178H45ZM77 179V180H78ZM117 179V178H116ZM129 179V178H128ZM195 179H197V178H195ZM217 179V178H216ZM223 179V178H222ZM15 180V179H14ZM22 180V181H23ZM85 180V179H84ZM86 180H88V178L86 179ZM86 180H85V182H86ZM91 180H92V178H91ZM107 180V179H106ZM110 180V179H109ZM118 180H119V178H118ZM117 180V181H118ZM167 180V179H166ZM203 180V179H202ZM208 180V179H207ZM211 180V179H210ZM34 181V180H33ZM79 181H82V180H78V181H76V184L79 182ZM93 181V180H92ZM91 181V182H92ZM115 181V180H114ZM128 181V180H127ZM226 181V180H225ZM7 182V181H6ZM28 182V183H29ZM35 182H33V183H35ZM87 182H89V181H87ZM86 182V183H87ZM125 182H126V179H125ZM130 182H132V181H130ZM202 182V181H201ZM208 182V181H207ZM206 181H205V183H207ZM210 182V181H209ZM213 182V180L211 181V183ZM5 183V184H4ZM15 183V182H14ZM17 183H15V184H17ZM26 183H27V180H26ZM27 183V184H28ZM36 183L34 184V185H36ZM43 183V182H42ZM82 183H84V182H82ZM81 183V184H82ZM85 183V185H87ZM115 183H117V182H114V184H112V186H114L115 187V189H117V188H119L118 186H120L119 184H118V186H117V188H116V186L115 185H117V184H115ZM119 183V182H118ZM170 183V182H169ZM3 184V185H2ZM10 185L11 184H13V183H9ZM19 184L20 183H18L17 185L19 186ZM23 184V183H22ZM44 184H45V182H44ZM73 184V185H72ZM106 184V183H105ZM171 184V183H170ZM217 184V183H216ZM9 185V186H10ZM50 185L48 184V190H50V191H53V189L50 187ZM57 185H59V183L57 184ZM79 185V184H78ZM91 185V184H90ZM111 185V184H110ZM160 185V186H159ZM204 185V184H203ZM208 185H210L209 183H207V185L206 186H208ZM218 185V184H217ZM258 184H256V186H257ZM8 186V187H9ZM18 186L16 187V185L15 186H12V188L13 187H15V189L16 188H18ZM23 186V185H22ZM33 186V185H32ZM77 186V185H76ZM83 186V185H82ZM112 186H109V187H112ZM125 187L123 184H121V186L120 187ZM128 186V185H127ZM183 186V185H182ZM200 186H202V185H200ZM211 186V185H210ZM209 186V187H210ZM219 186V185H218ZM260 186V185H259ZM5 187V188H6ZM30 187H31V184H30ZM29 187V188H30ZM35 187V186H34ZM34 187H33V189H34ZM40 187H41V184H40ZM40 187H37V188H39L40 189ZM50 187V188H49ZM85 189H87V187H85V186H83ZM92 187V186H91ZM122 187V188H123ZM258 187V186H257ZM263 187V186H262ZM261 187V188H262ZM3 188V187H2ZM9 188H11V187H9ZM11 188V189H12ZM26 189L28 188V186L27 187H25ZM37 188H35V191H36V189ZM43 188V187H42ZM45 188H46V185H45ZM57 187H55L54 189H56ZM73 188V189H72ZM83 188V189H84ZM121 188V189H122ZM206 188V190H207V187H204V189ZM10 189V190H11ZM15 189H13V190H15ZM19 189V188H18ZM17 189V190H18ZM32 189V188H31ZM38 189V190H39ZM52 189V190H51ZM79 189H81V187L79 188V186H78V190ZM108 190H109V188H107ZM111 189V188H110ZM202 189V188H201ZM209 189V188H208ZM211 189L212 188H210L208 191H211ZM255 189V188H254ZM4 190V189H3ZM12 190V193L14 192ZM16 190V191H17ZM22 190V189H21ZM24 190V189H23ZM29 191H30V189H28ZM74 190H76V189H74ZM123 190V189H122ZM167 189H165L164 191H166ZM204 191V192H208V191ZM214 190V189H213ZM218 190V189H217ZM257 190V188L255 189V191ZM260 190V189H259ZM0 191L2 192V190L0 189ZM16 191H15V193H16ZM25 191V190H24ZM29 191H27V193L29 192ZM34 191V190H33ZM43 191H44V189H43ZM49 191V192H50ZM68 191V192H67ZM77 191V190H76ZM85 191V190H84ZM87 191H88V189H87ZM118 191V190H117ZM117 191H115L116 193H117ZM215 191V190H214ZM254 191V190H253ZM254 191V192H255ZM264 191V190H263ZM4 192V191H3ZM5 192H6V190H5ZM32 192V191H31ZM31 192H30V194L28 193V195L27 194H3V193H1L0 194V264H34V263H36L37 262V260H36V262L34 261V263H31V257H30V249H31V247H32V244L33 245H35V242L37 243V241H35L38 237H41V242L40 243H42V245H40L39 247H44V248H42V250H44V252H45V256H46V260H45V262H47V264H73V261H70V260H73L72 259V257L73 256H69L68 255V250L66 251V250H64V249H66V248H68V247H66V248H64V246L62 247L60 244H59V239H58V236H57V234L58 233H60V232H56V234H55V232L54 231H52V229H50V230H48V229H46V227L48 226V223L46 222V221H48V220H45L44 219V217L43 216H41L42 214H40V209L38 210V206L35 208V207H33V206H31L30 204V202H31V196L33 195V194H31ZM37 192V191H36ZM79 192V191H78ZM170 192V191H169ZM251 192H252V190H251ZM259 192H261L262 193V191H259ZM20 193H21V191H20ZM26 193V192H25ZM48 193V192H47ZM73 193H75V192H73ZM73 193H72V195H73ZM77 193V192H76ZM75 193V194H76ZM111 193H114V191L113 192H111ZM121 193V192H120ZM160 193V192H159ZM171 193V192H170ZM190 193V195H191V192H189ZM209 193V195H210V193L211 192H208ZM215 193V192H214ZM264 193V192H263ZM262 193V194H263ZM36 194L37 193H35L34 195H35V197H36ZM52 193H51V195H53ZM58 194H55V195H58ZM87 194V193H86ZM108 194V193H107ZM132 194V195H131ZM161 194V193H160ZM167 195H165L164 196V198L166 197V196H168V193H166ZM216 194V193H215ZM242 194V193H241ZM246 194V193H245ZM251 194V193H250ZM249 194V195H250ZM257 194V197L259 198V194L258 193H256ZM41 195V194H40ZM48 195V198L50 199L51 197L49 196V193L47 194ZM76 195H79V194H76ZM118 195H122V194H119L118 193ZM124 195V196H125ZM158 195V194H157ZM193 195H195L194 193H193ZM214 195V194H213ZM217 195V194H216ZM239 196H240V194H238ZM244 195V194H243ZM259 195V196H258ZM27 196H29V197H27ZM42 196H43V193H42ZM75 196V195H74ZM85 196H87V195H85ZM104 196V195H103ZM111 196H112V194H111ZM110 196V199H112L113 197H111ZM126 196V197H127ZM188 196V195H187ZM252 196H253V194H252ZM256 196V195H255ZM34 197V196H33ZM34 197V198H35ZM58 196H56V198H57ZM60 197V196H59ZM58 197V198H59ZM65 196H63V198H64ZM78 197L79 196H77L75 199H78ZM84 197V196H83ZM107 197V196H106ZM156 197V196H155ZM159 197V196H158ZM169 197V196H168ZM192 197H194V196H192ZM237 197V196H236ZM261 197V196H260ZM43 198V197H42ZM117 198V197H116ZM120 198V197H119ZM160 198V197H159ZM163 198V197H162ZM163 198V199H164ZM191 198V197H190ZM204 198H206L205 196H204ZM208 198V197H207ZM210 198V197H209ZM240 198V197H239ZM244 198V197H243ZM247 198H249V197H247ZM252 198V197H251ZM263 198H264V196H263ZM39 199V198H38ZM70 199V198H69ZM162 199V201H164ZM188 199H189V197H188ZM192 199V198H191ZM233 199V198H232ZM238 199V198H237ZM241 199V198H240ZM252 199H255V197H253ZM40 200H43V199H40ZM60 200H62L63 201V199L60 197ZM59 200V201H60ZM71 200V199H70ZM79 200V199H78ZM84 200H85V198H84ZM83 200V201H84ZM114 200V199H113ZM161 200V199H160ZM171 200V199H170ZM190 200V199H189ZM193 200H197V199H193ZM207 200V199H206ZM209 200V199H208ZM207 200V201H208ZM250 201H251V199H249ZM249 200H247V201H249ZM258 200H260V199H258ZM257 200V201H258ZM261 200H262V198H261ZM35 201H38V200H36V198H35V200H34V202ZM45 201V204L44 205H46V207H47V204H46V201L47 200H43V202ZM51 201V200H50ZM69 201V200H68ZM73 201H75V200H72L70 203L72 204V203H74ZM80 201H81V199H80ZM88 201V200H87ZM87 201H84V205H85V202H87ZM89 201H90V199H89ZM89 201L87 202V203H89ZM124 201H125V199H124ZM166 201V200H165ZM172 201V200H171ZM245 201V200H244ZM243 201V202H244ZM249 201V202H250ZM253 201V200H252ZM254 201H256V200H254ZM262 201H264V200H262ZM52 202V201H51ZM58 202V201H57ZM78 202V201H77ZM114 202V204H116L115 203V201H113ZM120 202V201H119ZM123 202V201H122ZM206 202V201H205ZM209 202V201H208ZM232 202V201H231ZM242 202V203H243ZM38 203H41V201L40 202H38ZM37 203V204H38ZM48 203V202H47ZM76 203V202H75ZM80 203V202H79ZM79 203H77V204H79ZM105 203V202H104ZM107 203H109L108 201L106 202V205H107ZM127 203H125L126 204V206H127ZM166 202H163V204H165ZM190 203V202H189ZM195 203V202H194ZM201 203H202V201H201ZM234 203V202H233ZM237 203L239 204V201H237ZM252 203V202H251ZM258 203V202H257ZM264 203V202H263ZM262 202H261V205L263 204ZM59 204H60V202H59ZM58 203H57V205H59ZM61 204H62V202H61ZM113 204V205H114ZM170 204V203H169ZM199 204V203H198ZM228 204H229V202H228ZM238 204H236V205H238ZM240 204H241V202H240ZM245 203H243V205H244ZM39 205V204H38ZM50 204H48V206H49ZM63 205H64V203H63ZM62 205V206H63ZM67 205L69 206L70 204L67 202ZM76 205V204H75ZM88 205V204H87ZM109 205V204H108ZM107 205V206H108ZM112 205V204H111ZM111 205H109L110 207H111ZM118 205L119 204H117V205H114V206H117V208H119L118 209V211L117 210H115V207L114 206H112V207H114V209L112 208V209H110V207H109V210H107L108 208L107 207H105L106 208V210L108 211V213L110 214V215H112V214H114V212L115 211H117L118 213V215H119V212L121 211L120 209V207H121V205H120V207H118ZM157 205V204H156ZM162 205V204H161ZM172 205V204H171ZM174 205V204H173ZM206 204H204L203 205V203H202V207L203 206H205ZM209 205V204H208ZM216 205V204H215ZM233 205V204H232ZM235 205V204H234ZM247 205H248V203H247ZM247 205H245V207L247 206ZM251 205V204H250ZM254 205V204H253ZM60 206V205H59ZM86 206V205H85ZM85 206H83V209H84V207ZM123 206V205H122ZM157 206H160V205H157ZM156 206V207H157ZM195 206V205H194ZM200 206V205H199ZM242 206V205H241ZM240 206V208H242ZM40 207V206H39ZM46 207H44V208H46ZM65 207V206H64ZM71 207H72V205H71ZM77 207H79V206H77ZM124 207V206H123ZM125 208L124 207V209H125V211H126V214L127 213H130V209L129 208ZM196 207H198V205L196 206ZM202 207H199V210L202 208ZM208 207V206H207ZM233 207V206H232ZM238 207V206H237ZM248 207V206H247ZM246 207V208H247ZM250 207V206H249ZM251 207H252V205H251ZM254 207V206H253ZM263 207H264V205H263ZM262 206L261 207H259V208H263ZM41 208H42V206H41ZM48 208V207H47ZM46 208V209H47ZM65 208H67V206L65 207ZM70 206L68 207V210L69 211H71V209H73V208H70ZM75 208H76V206H75ZM88 208L89 209H91L90 208V206L89 207H87V209H86V207H85V210H86V212L84 211V210H81V211H83V213L80 211V210H77V211H80L81 212V214H83L82 216H86L87 214H85V213H89V211H88ZM105 208H104V210H102V212L103 211H106L105 210ZM165 208V207H164ZM167 208V207H166ZM209 209H210V207H208ZM236 208V207H235ZM234 208V209H235ZM254 208H256V207H254ZM57 209H58V206H57ZM62 209H64V208H62ZM61 209V210H62ZM154 209H155V207H154ZM158 208H156V210H157ZM160 209V208H159ZM192 209H193V207H192ZM195 209V208H194ZM238 209V208H237ZM251 209V208H250ZM249 209V210H250ZM41 210H43L44 211V209H41ZM48 211L50 210V209H47ZM59 210V209H58ZM58 210H57V212H58ZM67 209H64L63 211H61V212H63V214L65 213L64 211H66ZM120 210V211H119ZM122 210H123V208H122ZM139 210V209H138ZM162 210H164V209H162ZM196 210V209H195ZM202 210V209H201ZM208 210V209H207ZM211 210V209H210ZM209 210V211H210ZM240 210V209H239ZM238 210V212H240L241 213V211H239ZM242 210V209H241ZM259 210V209H258ZM264 210V209H263ZM46 211V210H45ZM44 211V212H45ZM53 211V210H52ZM51 210L49 211L50 213H53ZM54 211H55V209H54ZM75 211V210H74ZM106 211V212H107ZM215 211V210H214ZM236 211V210H235ZM255 211V210H254ZM256 211H257V209H256ZM255 211V212H256ZM68 212V211H67ZM80 212H78V214L80 215ZM101 212V211H100ZM190 212H191V210H190ZM205 212H207L206 210H205ZM237 212V213H238ZM245 212V211H244ZM249 212V211H248ZM56 213V212H55ZM71 213V212H70ZM104 213V212H103ZM123 213H125L124 212V210H123V212H122V214ZM135 213V212H134ZM147 213V212H146ZM153 213V212H152ZM186 213V212H185ZM194 213H195V211H194ZM208 213V212H207ZM46 214V213H45ZM58 214L61 216V213L60 212H58ZM63 214H62V217H63ZM77 214V213H76ZM77 214V218L79 217V215ZM106 214V213H105ZM108 214V215H109ZM121 214V215H122ZM125 214V215H126ZM160 214V213H159ZM191 214V213H190ZM201 214H202V212H201ZM204 214V213H203ZM201 215V217H203V216H205V215ZM241 214H243V213H241ZM43 215H44V213H43ZM50 215H52V214H50ZM49 215V216H50ZM55 215V214H54ZM58 215V216H59ZM68 215V214H67ZM71 215V214H70ZM69 215V216H70ZM101 215V214H100ZM104 215V214H103ZM124 215V214H123ZM122 215V216H123ZM125 215L122 217L121 216V218H124L125 217ZM149 215V214H148ZM155 215V214H154ZM189 214H187V216H188ZM192 215V214H191ZM193 215H195V214H193ZM192 215V216H193ZM207 215H209V213L207 214ZM239 215V214H238ZM244 215H246V214H244ZM253 215H254V213H253ZM84 216V218H85V221H86V219H89L88 218V216L87 217H85ZM99 216V215H98ZM128 216V215H127ZM126 216V217H127ZM200 216V215H199ZM237 216V215H236ZM240 216V215H239ZM252 216V215H251ZM256 216H257V214H256ZM55 217H57V215H55ZM100 217H102V216H100ZM114 217V216H113ZM112 217V218H113ZM129 217V216H128ZM131 217V216H130ZM191 217V216H190ZM243 217V216H242ZM45 218H47V217H45ZM52 218V217H51ZM50 218V219H51ZM59 218L60 217H58V220H59ZM66 219H67V217H65ZM80 218V220L82 219V217H79ZM79 218L77 219V220H79ZM83 218V219H84ZM120 218V217H119ZM118 217L117 218H115L114 217V219L116 220H118L119 219ZM191 218H193V217H191ZM189 219V220H193V219ZM237 218H240V217H237ZM236 218V219H237ZM251 218V217H250ZM255 218H257V217H255ZM54 219H56V218H54ZM69 219V218H68ZM75 219V218H74ZM82 219V220H83ZM126 219V218H125ZM198 219V222L200 221L199 219H200V217H198L197 218ZM196 219V220H197ZM203 219V218H202ZM64 220V219H63ZM71 220H72V218H71ZM80 220H79V222H80ZM81 220V221H82ZM108 220V219H107ZM120 220H122V219H120ZM188 220V221H189ZM195 220V221H196ZM240 220V219H239ZM244 220V219H243ZM259 220V219H258ZM55 221V220H54ZM70 221V220H69ZM74 221V220H73ZM113 221V220H112ZM144 221V220H143ZM162 221V220H161ZM194 221V222H195ZM203 221H205L204 219L202 220V222ZM209 221V220H208ZM237 221H238V219H237ZM241 221V220H240ZM254 221H255V219H254ZM253 221V222H254ZM51 222V221H50ZM52 222H53V219H52ZM65 222V221H64ZM71 222V221H70ZM69 222V223H70ZM75 222V221H74ZM73 222V223H74ZM84 222V221H83ZM164 222V221H163ZM163 222H160V223H162L160 226L157 224V227L159 226V227H162V230L165 228V226L163 225ZM247 222V221H246ZM245 222V224H247ZM250 222V221H249ZM252 222V223H253ZM258 222V221H257ZM54 223V222H53ZM52 223V224H53ZM57 223L58 224H56V222H55V225H58V226H61V224H59V222L57 221ZM62 223V222H61ZM68 223V224H69ZM77 224H78V222H76ZM88 224H89V221L87 222ZM111 223V222H110ZM116 223V222H115ZM142 223V222H141ZM197 223V222H196ZM195 223V224H196ZM200 223H201V221H200ZM238 223H240V222H238ZM244 223V222H243ZM256 223V222H255ZM254 223V224H255ZM259 223V222H258ZM63 224V223H62ZM71 224V223H70ZM69 224V225H70ZM75 224V223H74ZM86 224V223H85ZM92 224V223H91ZM108 224V223H107ZM113 224V223H112ZM111 224V225H112ZM117 224H118V222L115 224L116 226H117ZM147 224V223H146ZM164 224H166V223H164ZM195 224L193 223V226H195ZM199 224V223H198ZM203 224V223H202ZM201 224V225H202ZM236 224V223H235ZM253 224V225H254ZM257 224V223H256ZM261 224V223H260ZM65 225V224H64ZM64 225H62V228H63V226ZM66 225H67V222H66ZM81 226H82V224H80ZM139 225H140V223H139ZM138 225V226H139ZM143 225V224H142ZM170 225V224H169ZM205 225V224H204ZM203 225V228L205 227ZM224 225V224H223ZM238 225V224H237ZM252 225V226H253ZM72 226H74V225H72ZM78 226V225H77ZM86 226H88V225H86ZM119 226V225H118ZM130 226V225H129ZM164 226V227H163ZM192 226V227H193ZM239 226V225H238ZM245 226V225H244ZM244 226H241V227H244ZM261 226V225H260ZM51 227V223H49V226H48V228H50ZM66 227V229H67V226H65ZM80 227V226H79ZM106 227V226H105ZM110 227H112V226H110ZM109 227V228H110ZM115 227V226H114ZM122 227V226H121ZM154 227V226H153ZM167 227V226H166ZM168 227H170V226H168ZM240 226L239 227H237V228H241ZM264 227V226H263ZM51 228H53V227H51ZM54 228H56V227H54ZM61 228V229H62ZM69 228V227H68ZM108 228V229H109ZM139 229H141L140 227H138ZM147 227H144V229H146ZM171 228V227H170ZM196 228L197 229H195L194 228V230H196V232H197V230H198V227H197V225H196ZM236 228V227H235ZM251 228V227H250ZM253 228V227H252ZM251 228V229H252ZM59 229H60V227H59ZM63 229H65V228H63ZM65 229V230H66ZM111 229V228H110ZM115 229V228H114ZM114 229H113V231H114ZM154 229V228H153ZM159 229H161V228H159ZM166 230H167V228H165ZM164 229V230H165ZM169 229V228H168ZM191 229H193V228H191ZM200 229V228H199ZM213 229V228H212ZM247 229V228H246ZM260 229V228H259ZM58 230V229H57ZM64 230V231H65ZM116 230V232H117V229H115ZM118 230H119V228H118ZM138 230V229H137ZM148 230V229H147ZM146 230V231H147ZM161 230V231H162ZM163 230V231H164ZM173 230H174V228H173ZM188 230H190V228L188 229ZM234 230V229H233ZM241 230V229H240ZM243 230V229H242ZM248 230V229H247ZM145 231V230H144ZM155 231V230H154ZM161 231H159V233L161 232ZM170 231V230H169ZM213 231V230H212ZM238 231H239V229H238ZM245 231V230H244ZM61 232H62V230H61ZM66 232V231H65ZM126 232H128V231H126ZM131 232H132V230H131ZM168 232V231H167ZM172 232H174V231H172V229H171V232H169V233H172ZM179 232V231H178ZM187 232V231H186ZM185 232V233H186ZM195 232V233H196ZM233 232V231H232ZM235 232L237 233V231L235 230ZM241 232V231H240ZM108 233V232H107ZM114 233H115V231H114ZM135 233H136V231H135ZM138 233V232H137ZM156 233V234H155ZM166 233V232H165ZM175 234L177 233V231H175L174 232ZM201 233V232H200ZM235 233V234H236ZM244 233V232H243ZM132 234H133V232H132ZM148 234V233H147ZM152 234V233H151ZM154 234L156 235V237H157V235H158V233H157V230H156V232H154ZM178 234V233H177ZM188 234V233H187ZM189 234H190V232H189ZM232 234V233H231ZM230 234V235H231ZM235 234H234V236H235ZM240 234H242V233H239V235ZM247 234V233H246ZM97 235V234H96ZM100 235H102V234H100ZM128 235H130V233L128 234ZM154 235V236H155ZM162 235H163V233H162ZM171 235V234H170ZM174 235V234H173ZM192 235V236H191ZM190 236L191 237H195L194 236V233H192ZM229 235V236H230ZM238 235V236H239ZM61 236V235H60ZM127 236V235H126ZM154 236L152 237L153 239H154ZM159 236H160V234H159ZM159 236H158V238H159ZM242 236V235H241ZM97 237H101V236H97ZM129 237V236H128ZM146 237V236H145ZM151 238L150 236H147V238ZM160 237H162V236H160ZM186 237V236H185ZM199 237V236H198ZM240 237V236H239ZM103 238V237H102ZM105 238V237H104ZM103 238V239H104ZM229 238V237H228ZM232 238V237H231ZM242 238V237H241ZM244 238V237H243ZM40 239V238H39ZM61 240H62V236H61V238H60ZM93 239V238H92ZM161 238H159V240H160ZM164 239V238H163ZM194 239V238H193ZM195 239H197V237L195 238ZM200 239V238H199ZM233 239V241H231V239H229L231 242H232V244L234 245V246H237V244L236 243H238V237L236 236V238H232ZM237 239V240H236ZM96 241H97V239H95ZM105 240V239H104ZM107 240V239H106ZM151 240V239H150ZM149 240V241H150ZM158 240V241H159ZM169 240V239H168ZM185 240H186V238H185ZM228 240V239H227ZM244 240V239H243ZM55 241H58V244H59V246H57V245H54L53 246V243H55ZM64 241V240H63ZM91 242H92V240H90ZM147 241H148V239H147ZM148 241V242H149ZM153 241V240H152ZM151 241V242H152ZM155 241H157V240H155ZM164 241V240H163ZM170 241V240H169ZM168 241V242H169ZM191 241V243H193L192 241V239L190 240ZM198 241V240H197ZM213 241V240H212ZM240 238H239V243H240ZM61 242V241H60ZM90 242V243H91ZM100 242V241H99ZM102 242H103V240H102ZM101 242V243H102ZM165 242H166V240H165ZM167 242V243H168ZM186 242V241H185ZM223 242V244L225 243L224 241H222ZM221 242V243H222ZM105 243H107V241L106 242H104V243H102L103 245H105ZM195 243V242H194ZM193 243V245H195ZM199 243V242H198ZM228 243V242H227ZM244 243V242H243ZM242 243V244H243ZM61 244H62V242H61ZM64 244H66V241H65V243ZM98 244V243H97ZM96 244V245H97ZM100 244V243H99ZM99 244H98V246H99ZM187 244V243H186ZM201 244V243H200ZM200 244L198 245V247L200 248ZM241 244V243H240ZM240 244H239V246H240ZM153 245V244H152ZM152 245H150V246H152ZM163 245V244H162ZM167 245V244H166ZM165 245V246H166ZM197 245V244H196ZM195 245V246H196ZM206 245V244H205ZM205 245H204V247H205ZM212 245V244H211ZM210 245V246H211ZM222 245V244H221ZM221 245H219V246H221ZM226 245V244H225ZM230 245V244H229ZM244 245V244H243ZM38 246V245H37ZM106 246V245H105ZM105 246L104 247H102L103 249L105 248ZM170 246V245H169ZM184 246V245H183ZM207 246V245H206ZM219 246H218V248H219ZM228 246V245H227ZM226 246V247H227ZM233 246V247H234ZM239 246H237V249H235V251L237 250L238 251V247ZM242 246V245H241ZM245 246H246V244H245ZM244 246V247H245ZM60 247H62V248H60ZM70 247V246H69ZM108 247V246H107ZM155 247H159V246H155ZM160 247H162L161 245H160ZM164 247V246H163ZM181 247V246H180ZM202 247V249H201V251L203 250V252L204 253H208V251H205L203 248V246H201ZM222 247V246H221ZM64 248V249H63ZM99 248H101L100 246H99ZM101 248V249H102ZM150 248H152V247H150ZM153 248H154V246H153ZM165 248H167V246L165 247ZM196 248V247H195ZM194 248V249H195ZM209 248V247H208ZM213 248V249H212ZM211 248V250H213V252H215V251H218L217 249L216 250H214V248H216V247H212ZM224 248V247H223ZM229 248V246L227 247V249ZM232 248V247H231ZM239 248H241V247H239ZM33 249H34V247H33ZM32 249V250H33ZM75 249V248H74ZM106 249H108V248H106ZM141 249V248H140ZM139 249V250H140ZM148 249V248H147ZM162 249V248H161ZM164 249V248H163ZM193 249V250H194ZM198 248H196V250H197ZM205 249H207L206 247H205ZM221 249V248H220ZM226 249V248H225ZM226 249V250H227ZM230 249V248H229ZM228 249V250H229ZM234 249V248H233ZM243 250L245 249V248H242ZM73 250V249H72ZM115 250V249H114ZM149 250V249H148ZM152 250V249H151ZM154 250H155V248H154ZM158 250V252H160V250H159V248L157 249ZM166 250V249H165ZM169 250V249H168ZM168 250H166V253L164 252H162L163 254H166V255H168L169 254V251ZM172 250V249H171ZM186 250V249H185ZM196 250H194V252L196 253ZM199 250V252L198 253H200V249H198ZM225 250V251H226ZM241 249H239V251H240ZM34 251V250H33ZM71 251V250H70ZM147 251V250H146ZM161 251H164V250H161ZM167 251H168V253H167ZM242 251V250H241ZM240 251V252H241ZM43 252V253H44ZM75 252V251H74ZM140 252H142V253H144L142 250L140 251ZM139 252V254L141 255V253ZM157 252V251H156ZM202 252V253H203ZM222 252V251H221ZM224 252V251H223ZM228 252V251H227ZM229 252H231V254H232V251H229ZM228 252V253H229ZM246 252V251H245ZM33 253V252H32ZM42 252H41V254H43ZM70 254H72V251L71 252H69ZM148 253V252H147ZM149 253H150V251H149ZM148 253V254H149ZM152 251H151V254H149L150 256L152 255ZM154 253H155V251H154ZM153 253V254H154ZM172 253H173V251H172ZM177 253V252H176ZM176 253L174 254L175 256H176ZM186 253V252H185ZM198 253H196V255L198 254ZM217 253V252H216ZM234 253V252H233ZM237 253V252H236ZM239 253V252H238ZM34 254V253H33ZM74 254V253H73ZM72 254V255H73ZM155 254H157L158 255V253H155ZM172 254V255H173ZM178 254V253H177ZM182 254V253H181ZM210 254V253H209ZM208 254V255H209ZM212 254V253H211ZM230 254V253H229ZM228 254V255H229ZM240 254H242V253H240ZM240 254H237V255H239L240 256ZM76 255V254H75ZM74 255V256H75ZM138 255V254H137ZM144 255V254H143ZM142 255V256H143ZM157 255H155V257L157 256ZM160 255V254H159ZM162 255V254H161ZM171 254H169V256H170ZM173 255V256H174ZM201 255V253L198 255V256H200ZM206 255V254H205ZM205 255L203 256V255H201V256H203V258H206V264H207V262H208V264H228V263H230L231 264V262H233V261H231V262H227V260H229V258L228 259H225V257L226 256H224V254H219V255H214L213 256V254L211 255V256H208V258L207 257H205ZM236 255V257H238ZM243 255V254H242ZM44 256V257H45ZM145 256V255H144ZM147 256V255H146ZM154 256V255H153ZM163 256L164 255H162V257H160V258H162L163 260H164V258H166V257H164L163 258ZM174 256V257H175ZM180 256V255H179ZM200 256V257H201ZM245 256H246V254H245ZM44 257H43V260H44ZM71 257V258H70ZM139 257V256H138ZM148 257V256H147ZM154 257V258H155ZM174 257L172 258V260L174 259ZM178 257V256H177ZM176 257V258H177ZM230 257V256H229ZM235 257V256H234ZM82 258V257H81ZM140 258H142V257H140ZM153 258V259H154ZM157 258L158 257H156L155 259L157 260ZM168 258V257H167ZM167 258L165 259L166 261H167ZM179 258V257H178ZM195 258V257H194ZM203 258H201V262H202V259ZM240 258V257H239ZM243 258V257H242ZM242 258H240V261H242L241 259ZM143 259V258H142ZM144 259H147V258H145L144 257ZM151 259H152V257H151ZM153 259H152V261H153ZM231 259H233V258H231ZM230 259V260H231ZM76 260V259H75ZM78 260V259H77ZM156 260H154V261H156ZM162 260V261H163ZM164 260V261H165ZM168 260H170V258H168ZM175 260V259H174ZM173 260V261H174ZM178 260V259H177ZM195 260V259H194ZM235 260V259H234ZM237 260H238V258H237ZM246 260V259H245ZM142 261V260H141ZM148 261H149V263H151L150 262V260L148 259ZM148 261H146L147 263H148ZM192 261V260H191ZM200 260H198L197 262H199ZM236 261V260H235ZM239 261V260H238ZM33 262V261H32ZM82 262V261H81ZM84 262V261H83ZM146 262H143V263H146ZM161 262V261H160ZM170 262H171V260H170ZM175 262H177V261H175ZM174 262V264H176ZM180 262V261H179ZM80 263V262H79ZM78 263V264H79ZM152 263H154V262H152ZM156 263V262H155ZM154 263V264H155ZM163 263V262H162ZM167 264H169V262H166ZM178 263V262H177ZM204 263V262H203ZM202 263V264H203ZM204 263V264H205ZM234 263V262H233ZM37 264V263H36ZM45 264V263H44ZM76 264V263H75ZM158 264H159V262H158ZM165 264V263H164ZM170 264H172V262L170 263ZM201 264V263H200ZM236 264V263H235Z\"/></svg>","mask_w":264,"mask_h":264}]
</instances>
